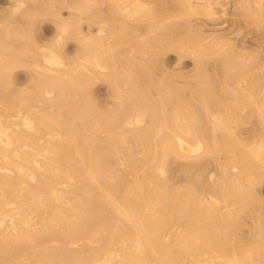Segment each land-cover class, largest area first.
I'll use <instances>...</instances> for the list:
<instances>
[{
	"label": "bare ground",
	"instance_id": "1",
	"mask_svg": "<svg viewBox=\"0 0 264 264\" xmlns=\"http://www.w3.org/2000/svg\"><path fill=\"white\" fill-rule=\"evenodd\" d=\"M34 1L35 2L33 4L31 3L30 5L29 4L27 5V4H25L26 0H11V1L9 0V2L11 3V5L9 7L12 6L13 12L18 11V10H20L19 12H21L22 9L23 10L25 9V11L22 10V12H26V11H29L30 13L31 12L32 13L33 12L39 13L40 11L42 12V9H40V7L42 6V5H40V2H36V0H34ZM46 1H45L46 3L49 2L48 0H46ZM99 1H101V0H99ZM222 1L223 0H115L113 5H112V8H113L112 11H114L115 17H116L117 13H119L120 15L121 14L123 15L122 18H123L126 26L129 25L132 27L133 26L139 27V25H140L144 30H148L151 33L155 32V35L153 36V38L155 36L159 37L158 40L156 39V41L158 42V45H160L159 43H161V42H159V40H165V39H166V42L168 45L169 41H167V39H169L171 37L175 39V37L177 38V36H181L180 34H182L183 31L188 29V28H189V30H191L192 28L190 29L189 26H191L190 24L194 21V19L196 20V21H194V22H196L195 24L201 23L202 25H204L206 23V25H207V23H209L208 21L212 22L214 20L213 16L216 15L218 10L223 12L222 14H225L223 5L226 4V1H225V3H224V1L223 2ZM262 1H264V0H251L252 3H250V4L248 3L249 5H247V9L250 7L249 9L251 10V7H252V10H253L254 6H258L257 11H261V14L259 12H258V14H260V15L264 14V5L261 4ZM243 2H244V0H243ZM246 3H245V5H246ZM43 4H44V2H43ZM52 4H53V1H52ZM97 5H98V3H97ZM100 5H102V3ZM45 6H49V5L46 4ZM50 7L53 8L52 6H50ZM242 7L243 6H241V8ZM239 9H240V7H239ZM237 10H238V8H237ZM246 10L245 11L243 10V11L247 12ZM12 11L10 10L9 13ZM109 11H110V9H109ZM254 11L255 10H253V13H254ZM257 11H256V13H257ZM228 12H229V10H228ZM32 13H31V16L33 15ZM51 13H52V11H51ZM99 13L101 14V12H99ZM12 14H15V13H12ZM245 14H247V13H245ZM249 14H251V17H252L253 14L251 12ZM23 15H25V14H23ZM58 15H59V13H58ZM217 15H218V13H217ZM11 16H14V15H11ZM31 16H28V17H31ZM114 16H112L113 19H114ZM255 16H257V14H255ZM26 17H24V18H26ZM102 17H104V16H102ZM108 17H111V16L109 15ZM192 17H195V18H192ZM231 17H232V15H231ZM12 18H14V17H12ZM235 18H236V16H235ZM250 18H248V19H250ZM1 19H3V17ZM31 19H33V17ZM100 19H101V17H100ZM115 19H117L119 21L118 17H116ZM255 19L256 18H254L253 20H255ZM261 19H259V21H258L259 23L264 22V21L260 22ZM92 20H93V18H92ZM103 20H104V18H103ZM110 20L112 21V19L109 18V21ZM197 20H199L200 22L199 21L197 22ZM217 20H220L219 21L220 23L223 21V20L221 21V18L217 19ZM242 20H244V19H242ZM257 20H258V18H257ZM11 21H12V19L9 22H11ZM16 21H17V19H16ZM28 21H29V19H28ZM57 21L59 22V24L61 23L60 20H57ZM114 21L116 23V20H114ZM62 22H63V20H62ZM71 22H73V21H71ZM75 22L76 21H74V25L76 24L75 26H69L70 24L66 26L65 24H67V23H65V24L63 23L64 26H62L61 28L59 26L60 30L58 29V31H60V32L56 33V35L53 36L54 38L52 39L51 44H49L50 42H48L47 44L41 43V45L36 44L35 46H37V45H39V46H37L36 49H34L35 47L33 46L34 47V48L32 47L33 50L31 47L30 48L28 47L29 48L28 51L30 52L31 55L27 54V56H31L32 60L29 59V60H31V62H30V64H28L26 66H28L29 70H30V68L33 67L31 71L34 74V76H33L34 77V83H33L34 85L32 86V91L30 93L32 95H29V96H27L28 92L24 90L25 88L23 89L21 87L22 88L21 89V88H19L20 86L14 87V86L18 85V83H15V85H14L12 82L13 86L10 84V81L13 78L11 77V79H10L9 75L6 74L8 72H6L5 70L7 69V71H9V69L14 68L13 67L14 64H17V61H18V59H16L17 53L13 52L14 51L13 50L14 44L11 45L12 47H10L11 43L8 45H5L2 43L4 41H0V43L3 45V46L1 45L2 47L0 46V50L1 49L5 50L6 48H7V50H10V48H11L10 53H9V51H8V53H3V52H1L2 50L0 51V264H239V262H240V264H264V251H260V248L259 249L257 248V246H258L257 244L264 243V227H262L264 225H262L260 227V229L262 228L261 230L260 229H258L259 231L257 230L258 232L256 233V235H257L256 238L259 237V240H257L255 238L257 240L255 242L256 244L255 243L252 244L250 242L252 245L249 243L250 245L247 246V245L242 244V243H246V239H245V242H242L239 240L242 243L240 244V242H238L236 245L237 247H235L236 251L233 254L231 253L232 255H228V253L226 254V251L223 252L219 249L220 245H222V243L220 242L221 239L220 240L218 239V236L221 237L222 233L226 234V236H227L229 234V233L227 234V232L230 231V228H232V229L236 228V227L233 228V226H237L236 225L237 223L235 221L236 219H234V218H233L234 220L232 219V217L235 215L234 214L235 212L227 213V215H224V214L220 215L219 214V216H221V220L224 222V223H222V225L224 224V229H221L222 233L219 231V229L217 230V225H216L217 223H216V221L213 220V217H212V216H216V213L218 214V212L220 210L224 211V208H227L226 205H228V209H232V208H229L230 206H232L234 208V211L236 208H238L240 211V209L242 210V208H244V207H242V205L247 203L249 200L252 201L253 197L251 199V196H252L251 194H253V193H250L249 192L250 190L246 189L245 186L246 185L248 186L249 182H254V181H252V179L249 181V178H247L248 176L251 175L250 173L247 174V172H248L247 169L254 168L253 166H255V165L251 164V163L255 162V161H253L254 158H256L257 162L259 163L257 165H259V166L261 165V168L264 169V167H262V166H264V136H262V138H261V136L257 137L254 134L255 136L252 135L250 138L252 139L253 137H255L254 139H256V137H257V138H259V140L256 139L257 142L254 143L253 142L254 139H253V140H251V142H253V144L244 145L243 143H245V142H241L242 139H239L240 138L239 135L238 134L236 135L235 129L233 128V127H235L233 122L238 118V115L234 121L231 120L233 122H231L230 124H232L233 127L230 125L228 126L229 122L227 124L224 122L228 117L229 118L234 117V116L236 117V114L238 112L237 110H239L238 113H240V115L244 114L242 112L247 110V109H245L246 102L249 101L247 98L250 99V102H254V104L257 103V105L255 104L257 111L259 113V115L257 117H259V116L261 117L260 122H262V120H264V97H262L261 103H260V101L256 102V98H254L255 94L252 93L253 90L252 91L249 90L250 87H252V81H254L253 78H255V75L251 76L252 73H250L251 72L250 71V72H247V74H244V75L250 74V76L248 75L245 77L243 75L245 77L244 78L242 75H240L241 78L233 79V80H235V83H237L238 86H242V88L241 87L240 88L243 90V92L241 91V89L240 90L238 88L237 89L239 90V92L240 91L242 92V93L240 92L242 95H244L243 99L241 97L242 95L238 92L237 89H234V87H231L230 85H227L226 83H224L227 85V86H225L226 91H227V89H229L228 88L229 86L231 87L230 89H233V90H231V92L228 90L229 93L231 94V96L228 94V96H230V97H228V98L226 97L227 98L226 100L224 98L223 93L226 94L228 92L225 93V90H224V91H222L223 93L221 94L219 92L221 90V89L219 90V88H221L220 86L218 88L219 91H214L213 86L215 85L214 82H216V80H214L215 79L214 77H217V76L213 75L214 77H212V78H210V76H208V78L213 79V81H214V82L211 81L214 84V85L212 84L213 86H211V88L213 87V89L211 91L212 92L214 91L216 93L217 92L220 93V95L217 96L219 98H217V99L214 98V99L218 100V99H220L221 95H223L222 96L224 98L223 101L225 100L226 103L229 101L228 103L230 104L228 106L225 104L223 105V106H226V107H224L225 108L224 115L226 118L222 117V118H225V120L220 118L223 115H220V117H219L218 112H217V114L215 112L213 116L218 120V121H216L217 124L215 123L217 125V129H218V126H221L223 131L226 132V134L224 133L223 135L218 134V136L220 135L219 138L222 136L220 138L221 147H220V150L218 149V151L221 152L220 156H221V154L224 153L226 155L225 156L226 158L227 157L230 158L232 156V161L234 160L232 162L234 164L230 168H232V170L235 171V175H234V173L229 175V173L223 174V172H222V174L224 176L228 175V176H225V178L227 177V180L223 178L224 184H223L222 190L220 189L221 186H217L220 189V191H223V193H224L222 195L223 197L220 196L221 199L225 200L226 195L229 194L231 196L227 197L226 199L231 198V201L230 202L228 200L221 201L219 199V195H221L222 192H221V194H218L217 190L219 191V189H217L216 190V192L218 194L217 197L220 200V202L218 199H217L218 202H215L216 200L213 203L211 201L205 202L204 200L205 199L207 200V198H208V197L205 198L207 195H205L203 193L205 195L203 198H205V199L200 198V196L201 195L203 196V194H198V195H200L199 198L195 197L194 194L196 193L195 191H197V190H195L194 192L189 191L191 185L190 186L188 185L189 188H188V190H186V192L189 191L191 193H186V192H184V193H186L187 195H189V194L193 195V197L190 196L192 199V200L190 199V203H191V201L196 202L195 209L192 207V210L194 209L192 212L193 217L195 215L196 218L194 217V220L193 219L190 220V218H187L188 220H186V219L183 220L184 222H186L185 223L186 225H184L186 230L184 229L185 230L184 236L180 235L184 232V231H182V233L177 235L180 237L178 238L176 236V239L174 240L175 245H178L179 246L178 249H180V251L176 250L177 251L176 252V251H173L172 249H170L169 245L165 244L166 238H167L166 232L168 233L169 229H171L170 224H171V226L173 224H175V223H173L174 219L173 220L168 219L169 221L166 220L167 223H165L166 221L164 219H162L163 217L161 216L162 209L166 212V214H165V212H163L164 218L165 217L169 218L171 216L170 218L172 219V217L175 216L174 214H173V216L171 215V213H170L171 211L168 212L170 214V216L169 217L167 216L168 210H167V208L165 209L166 205L164 204V202L162 200V199H164V201H165V198H166L165 193H168V191L165 192L166 189H163V188L165 186H166V188L169 187L168 186L169 184L167 182L169 179V176L165 175V179L163 178L164 174L166 172H168L167 171L168 170L167 169L168 159H170L171 157H173L175 155H177V156L179 155L176 158L178 160V158L181 156V154L184 157H186L184 155V153L186 155H188V153H189V155L191 154L190 156H193L192 154H195L196 157H197V155H200V156L202 155V157H203V155L204 156L205 155L210 156V154H212L214 151V148L211 145H210L211 147L209 146L211 149L208 146H205L199 137H198L199 139H197V141H194L196 138L195 133L197 132L196 128L200 127V123H199L200 121L198 122V120H200V119H197V121L194 119V121L198 122V124L194 123L191 120L193 117H195V116H193L194 114L193 115L191 114L192 108H193V112L195 113L194 109H196V106L193 104V102H189L188 100L183 99V98H182V101L185 100L186 103L180 101L179 99H181V97H182L181 95H180V98L178 99V93H180V91L174 90L176 88L174 85H176V84H173L174 89H173V86L170 84L172 81L175 82L174 78H171V80L173 79L172 81L169 80V82H170L169 87H170V85L172 86V88H170L171 91L167 90L168 85L165 86L163 83L168 84V79H169L168 74L170 72H168L167 77L166 76L164 77L165 81H167V83L164 81L162 83V85H164V87L167 89H165L162 92L164 94H165V92H167V93L170 92L168 94V96L166 97V95H165L164 98H166V99L169 98L172 101V104L174 102V105L172 106V107H174V109L171 107L172 108L171 114H169L170 108H169V113H167L165 111L163 113L164 109L159 108V106H160L159 101H158V104L155 103L157 105L149 106L151 104H154V101H152L153 98L150 99L151 102L148 101V98H150L151 96L148 97V95H147L148 93L146 94L147 96H145L144 95L145 92L142 90L143 88L141 90H139L141 87L140 88L137 87L139 84H144L143 83L144 79H141L140 76H138L140 78V81L138 80L140 83L137 81L139 84L136 86L137 89H135V90H136V92L141 91V92H139V94L140 93L141 94L140 95L138 94L139 96H137V93H138L137 92L136 95H134V97H130L131 94L133 95V93L130 94V91H128L129 89H127V88H130L132 86H134V88H135V85H133L134 80L129 78L130 80H132L131 81L132 84L131 83L128 84L124 81L126 85L128 84L126 86V85H124L122 78H121V80L119 79L120 80L119 81L117 79L119 76L116 77V75L112 73L113 69H111V72H108V77H110L112 80L115 81V84H114L115 87L112 86L113 84H111V90L113 87L116 89V86H117L116 83L121 82L123 84L122 85L118 84L119 85L118 89H120V86H122V88L127 87L126 88L128 91L127 94L129 93L130 96L129 95H128V97L126 96L125 101H124L123 98L125 97V95L121 94L123 97L120 95L122 97V99H121V102H119V104L122 103V101H123V103L124 102L127 103V104L124 103L125 106L122 103L123 108L119 107L120 108L119 112H118V110L116 111L121 116H118V114H116V112H113V113H115V114L112 113L113 115L112 114L109 115L111 112L107 111L109 113L108 114L106 112L108 116L106 115V113L104 114V112L99 113V108L100 107H101V109H103V107L105 108L106 105H108V103L105 104V106H103V107L101 105H100V107H99V105H96V102L94 100L93 101L95 103L94 102L91 103L92 102L91 98L94 96V94L91 93L93 95L92 96L90 94L91 91L88 93L89 90H86V87H87V84H90L88 82H90V81L92 82L94 78H96V79L98 78V76H97L98 74L104 76L105 72L102 73V70L106 71V72L109 70L108 69L109 66L105 65V63H107V61L110 62L108 59L109 58L108 55H107L108 58H105V55L103 57L107 60L106 62L105 61L103 62L100 59H102L101 56H102L103 52L105 51L104 53L106 54V50H108V48H107L108 43L107 42H109V45H112V44H110V41H108V40H110L109 36H107L108 40L104 39L103 36H101V38L103 37L102 39H98V40H94L95 39L93 37L94 35L83 36L82 31H78L76 28V26L81 27V24H79L77 22L75 23ZM97 22H98V20H97ZM99 22L96 26H98L99 24L105 25V24H102ZM101 22H102V20H101ZM106 22H108V21H106ZM112 22H111V25H113ZM194 22L192 24H194ZM223 22L221 23V24H223V27H220L218 25V27L223 28V30H220L217 27V25L215 26L217 28H214V26L212 27V25L214 24V23H212L211 27L213 29L211 28L212 29L211 31H204L203 33H201L200 32L201 30H199V32L202 35L197 34V35H199V36L196 35L197 37L195 36L197 40L194 39L195 33H194V35L192 34L193 36L190 33V36L193 38L188 39L187 42L184 45L181 44L180 47H177V46L176 47L174 46V47L178 48L177 51L180 53L181 57L182 56H191V57H193V59L194 58L200 59L199 56H203L204 54L205 55L207 54L206 56L204 55L205 57H203V59H205L210 53L212 54L214 52L213 55H215V51H218L219 53L223 51V54L222 53H220V54L222 55L221 59H223L224 63L218 56H216V57L222 61V63H220V61H219L220 66L222 64H224L223 69L221 70L223 72V74L221 72L222 76L219 74L220 79H221V77H223V78H226V80H227V79L235 76L236 74H238V72H240L239 74H242L243 72H245V71H243V69L245 68L244 70H246L247 64H245V66L243 67V63H244L243 58H245L246 56H244L242 58V57H240V55H238L239 53L236 52V50L238 49L237 44L236 45L233 44V47L236 46V49L231 48L232 46L228 45L231 43H227L228 40L226 41V35L225 34H228V33H225V31H224L225 30L224 29L225 23H223ZM256 22H254V24ZM57 23H55V24H57ZM91 23H89V24L91 25ZM121 23L123 24V22H121ZM220 23H218V24H220ZM89 24L87 25L88 27L90 26ZM125 24H123V25H125ZM167 24L172 26L171 30H168V31L164 30V32H159L162 29L161 27L163 25H167ZM195 24H194V27H195ZM229 24L230 23H228V25ZM71 25H72V23H71ZM109 25H110V23H109ZM123 25H121V28L125 27ZM208 25L210 26V24H208ZM232 25H233V22H232ZM230 26H231V24H230ZM11 27H10V29H11ZM117 27H115V28H117ZM132 27H130V28H132ZM239 27L240 26L237 25V28H239ZM4 28H6V27H4ZM112 28H113V26H112ZM130 28L128 27V31ZM225 28H226V26H225ZM85 29H88V28H85ZM102 29L101 28L100 29L98 28L97 30L95 29L96 30L95 33L101 32V34L102 33L105 34L106 31L104 33L103 32L104 29L103 30ZM125 29L127 30V28H125ZM132 30H130V31H132ZM136 31H137L136 34H138L137 28H136L135 32ZM193 31H195V30H193ZM238 31H240V29H238ZM114 32H113V34H114ZM116 32H118V31H116ZM119 32L121 34V29ZM185 32L187 33V31H185ZM228 32H229L228 35L233 38V36L235 35L234 31H233V34H231V29ZM240 33H242V32H240ZM54 34H55V32H54ZM88 34H91V33H88ZM97 34L95 36L96 38H97ZM106 34H108V33H106ZM126 34L127 33L124 32L125 36H126ZM147 34L149 35V33H147ZM0 35H2V34H0ZM6 35L8 36L9 33L8 34L6 33ZM6 35H4V37ZM111 35H110V37H112ZM129 35H131V34H129ZM222 35L225 36V37H223V39L225 38L226 42L224 40L219 39L222 37ZM237 35H239V34H237ZM183 36H184V38H186L185 35H183ZM183 36H181V37H183ZM10 37L8 36V38H10ZM115 37H116V35H115ZM147 37H149V36H147ZM199 37H200V39H198ZM201 37L203 39H201ZM231 37H229V38H231ZM68 38L74 39V43H75V40H76V42L79 43V45L77 47L79 52L76 50L79 54L77 55L78 57H75V58L81 59L82 62H80L77 65L73 61L74 59L73 60L70 59L73 63H75L74 64L75 68L70 66V65H73V63L69 61V57H66V55H64V54H67L65 52V50H66V45L68 44L67 43ZM124 38L126 39V37H124ZM184 38L180 39L178 37V39H180L181 41ZM239 38H241V37H239ZM140 39H142V37H140ZM149 39H150V37H149ZM1 40H4V38ZM127 40H128V38L126 39V41ZM134 40L138 41L136 38L133 39V42H134ZM171 40H173V39H170V41ZM193 40H195V42L198 43V45L195 44L196 47L189 44V42H191ZM9 41H11V39ZM38 41H39V39H38ZM114 41H115V39H114ZM156 41H154V42H156ZM174 41L175 40H173L172 43H174ZM177 41H179V40H177ZM181 41L179 42V44L181 43ZM185 41H186V39H185ZM197 41H199V42H197ZM128 42H129V40H128ZM128 42H126V43L128 44ZM141 42H144V41H141ZM113 43H115V42H113ZM147 43L148 42H146L145 44H147ZM163 43L166 44L165 42H163ZM179 44H178V46H179ZM240 44H242V43H239V45ZM114 45H117V44H114ZM118 45H119V43H118ZM74 46H72V47H74V50H75L76 45H74ZM94 47H95V51H90ZM139 47H140V45H139ZM145 47H146V45H145ZM152 47H154V46H152ZM198 47H200V48H198ZM26 48H27V46H26ZM241 48H243V47H241ZM121 49H122V47H121ZM135 49H133V50H135ZM152 49H154V48H152ZM157 49H159V48H157ZM164 49H165V47H164ZM124 50H125V47H124ZM133 50H132V52H133ZM113 51H115V49ZM118 51L120 52V50H118ZM136 51L138 52V50H136ZM233 51L236 52V54L238 56L236 54L234 55ZM29 52H27V50L25 51V53H29ZM68 52H69V50H68ZM110 52H112V50H110ZM148 52L149 51H147L146 53L148 54ZM73 53H76V52H73ZM155 53H157V52H155ZM110 54H111V56H110L111 59H114L112 57L113 52ZM129 54L130 53H128V55ZM240 54H241V51H240ZM18 55H20V53ZM120 55H118V56H120ZM125 55L127 56V54H125ZM130 55H132V54H130ZM67 56H69V55H67ZM154 56H156V54ZM31 57H29V58H31ZM148 57H151V55ZM70 58H72V57H70ZM132 58L133 57H131V59ZM156 58H158V57H156ZM120 59L122 62V58H120ZM147 59H149V58H147ZM201 59H202V57H201ZM238 59H242V63L240 62V60L238 61ZM20 60L22 61V59H20ZM127 60H123V61H127ZM49 61H58L60 64V67H55V68L51 67ZM23 62L20 64H23ZM112 62H113V60H112ZM114 62H116V61H114ZM118 62L120 63V61H118ZM118 62H116V64ZM199 62H200V60L199 61L195 60V66H196L195 68L196 69L194 71L200 78L196 77L194 79L193 76H196L195 73H194L195 75L192 74L193 75L192 77H193V80H196L198 78V81H200V79H201V82H199L200 84H198V81L196 80L197 81V88H195V89L204 91V86H202V85H203V81H205L206 79H204V76H203L204 74L202 75V72H204V71H202L201 68H203V66H201V63H199ZM202 62H203V60H202ZM70 63H72V64H70ZM86 63H89L91 65L92 69L90 66H88L89 68H87L86 67L87 65H85ZM204 63H205V60H204ZM219 63H218V65H219ZM245 63H246V60H245ZM31 64H32V66H31ZM109 64L110 65H113V64L116 65L115 63L111 64V62ZM123 64H124V62H123ZM29 65H30V68H29ZM120 65H121V63H120ZM121 66H123V65H121ZM125 66H127V65L125 64ZM128 66L132 67L133 65L132 66L128 65ZM124 67L122 69H124ZM144 67H146V66H144ZM171 68H174V67H171ZM221 68H222V66H221ZM88 69H91L92 73L95 71L92 75L93 79L89 77V74L91 73V71H89ZM128 69L130 70V68H128ZM203 69H205V68H203ZM139 70H140V68H139ZM1 71L3 72V74ZM194 71H191V72H194ZM262 71H264V69H262ZM133 72H135V71H133ZM139 72H141V70ZM165 73H166V71H165ZM259 73H260V71H259ZM138 74L140 75V73H138ZM148 74L149 73H147V75L146 74H144V75L147 77H151L150 76L151 74L149 76H148ZM109 75H111V76H109ZM153 75L155 76L156 74H153ZM162 75H166V74H162ZM172 75H170V77L174 76V75L173 76ZM141 76H142V74H141ZM256 76H258L259 78L257 77L255 79H257L258 83H260L259 79L261 78L260 81H262V76L261 77H260V75H256ZM138 77H137V79H139ZM147 77H145V78H147ZM88 78H89V80L90 79H92V80L89 81ZM223 78L221 79L222 82L225 81ZM111 79H109V81H112ZM210 79L208 80L209 82H210ZM46 80L48 82V83L46 82V85L49 84V80H51L52 82L50 81V85L52 83L54 88L55 87L58 88V91H56L57 93H59L57 95V97L59 96L58 98L62 97L61 99L62 100L65 99L64 101L66 103H67L68 99H69V101L71 99L73 101V105L70 106L72 104V102L67 103L69 106V107H67V104L63 103V101L61 100V102L63 103V104L62 103L61 104L63 106H64V104H66V106H65L66 108L63 107L62 105H60V106H58L57 110H54V104L53 103L56 100H54V102H53V99H55L57 97H56V95L55 96L53 95L55 98L50 99V98H47V96H49L51 93L53 94V92H54V94H56V92L54 91L56 89H54L52 85L51 86L48 85V88H47V86H45ZM104 80L105 79H103V81ZM117 80H118V82H117ZM130 80H128V78H127V82H129ZM151 80H152V77L148 81L150 82ZM156 80L157 81H155V79H153V81L156 82V84L158 85L157 82H159L160 80L158 81L157 78H156ZM43 81H44V87L42 85ZM67 81L71 82L72 84L69 85L68 84L69 82L67 83ZM135 81H136V79H135ZM141 81H142V83H141ZM196 81L194 83H196ZM152 82H150V84ZM160 82H162V80ZM23 83L26 84L27 81L23 82ZM148 83H146V84H148ZM210 83H208L209 85L204 83V85H206V86L208 85L206 88L207 90L210 88ZM221 83H219V85H224L223 83L222 84ZM258 83H256V81H255L253 83V86L255 84H257V86L260 85ZM22 85L24 86V84H22ZM67 85H69L70 87ZM152 85L154 86V84H152ZM194 85H196V84H194ZM216 85H217V83H216ZM261 85H264V83H262ZM10 86L13 87L12 88L13 91L15 89V91L18 93H16L14 91L13 94H11L12 89L10 88ZM247 86H249L248 87L249 89L246 88ZM90 87H92V86H90ZM146 87L147 86H145L144 88H146ZM16 88H18L20 90L18 91ZM51 88H53L54 90L52 89V91H50ZM134 88H132V89L134 90ZM184 88H185V86H184ZM187 88L192 89V87H189V86H187ZM255 88H256V85H255ZM28 89H30V86ZM118 89H117V91L115 90V92H118ZM177 89H179V88L177 87ZM206 89H205V91H206ZM23 90H24V92H23ZM77 90L82 91V92L84 91L83 93H85L87 91L85 94H87V93L90 94L89 96H88V94L86 95L89 100L85 101V100H87V98L83 97V96H85V94L82 96L83 93H81L79 91H78V93L80 94V95H78L79 97L76 96ZM133 90H131V92ZM135 90L133 92H135ZM156 90L159 91L158 88ZM161 90L159 91L160 93H161ZM261 90H262V88H261ZM20 91H21V93L23 92L22 93L23 95L25 92H27V94H25L24 96L20 95L21 94V93H19ZM142 91L144 92V94H142L143 93ZM202 91H201V93H203ZM211 91H209V90H208V92L206 91V95L209 93L211 95L212 94ZM254 91H257V90H254ZM60 92H61V94H60ZM113 92L114 91H112L111 93H113ZM115 92H114V94L117 97V94ZM193 92L194 93L196 92L195 95L200 93L198 91H193ZM214 92H213L212 96L214 95V97H215L216 93H214ZM153 93H156V92L154 91ZM262 93H264V91H262ZM52 94L50 96H52ZM114 94H113V96H114ZM256 94H257V92H256ZM141 95L142 96L144 95V96L141 97ZM161 95H158V97L160 96V98H161ZM189 95L191 96L190 93H189ZM210 95H207V96H209V98H210ZM90 96H92V97L89 98ZM106 96H108V95H106ZM192 96H194V95H192ZM246 96H248L246 98L247 101L244 100V98ZM144 97H145V99H144ZM198 97H200V99H202L201 94ZM240 97H241V99H239ZM164 98L163 99L162 98L161 99L156 98V100L164 101V100H166ZM209 98H207V99H209ZM212 98H210V100H212ZM90 99H91V101H90ZM93 99H94V97H93ZM204 99H205V97H203L202 102L206 101V99L205 100ZM145 100H147L151 104ZM156 100H155V102H156ZM221 100L222 99H220L219 101H221ZM187 102L190 104L192 103L194 106L192 105L193 107H189L188 105H190V104H188ZM250 102H249L248 107L250 106ZM258 102L260 104H258ZM110 103H109V106H110ZM214 103H216V102L211 101V104H214ZM122 104H121V107H122ZM168 104L171 105V102L170 103L168 102ZM168 104L166 103V107L164 105V108H167V109H165L167 111H168V106H167ZM186 104H187V106H186ZM204 104H206V102ZM113 105H114V103H113ZM208 105H210V103H208ZM208 105H207V108H208ZM212 107H213V105H212ZM113 108H115V107H113ZM207 108L204 107V109L208 111ZM160 109H163V110H161L162 112L161 111L159 112ZM197 109H198V111H200L199 107ZM253 109L255 110V107H253ZM106 110H108V109H106ZM101 111H103V110H101ZM221 111H223V110L221 109ZM103 114H104V117L102 116ZM114 115H116V116H114ZM209 116H212V115H209ZM149 117H150L152 122H150V124H146V123H149V121H147V120H150V119H148ZM103 118L104 119L106 118V120H104ZM114 118H117L116 119L117 122ZM229 118H228V120H229ZM111 119L112 120L114 119L115 121L113 120L114 122L110 121V123H109L107 120H111ZM208 119H210V118H208ZM240 119H239V121H240ZM245 119H246V117H245ZM103 120L107 121V124L109 123L111 126L113 124H115V122H116V124H115L116 127L112 126V128H109V124L107 127L106 126L107 124L106 125L104 124L106 122H104ZM190 120L192 122H190ZM222 120H224V121H222ZM242 121H243V119H242ZM192 123H194L195 125H192ZM243 123H244V121H243ZM196 124H197V126L199 125V127H197ZM210 124H209V126H210ZM215 124L214 125L212 124L213 127L216 126ZM255 124L257 125V123H255ZM201 125H203V124H201ZM249 125H250V123H249ZM259 125H261L259 127L260 129L262 127L261 134L264 135V123H260ZM213 127L210 126L211 129ZM106 128H109L110 130L114 128V130L116 129L117 131H119V133L116 130H115L116 132H114V131L109 132L108 129L106 130ZM132 128H133V130H131ZM128 129H130L131 132L128 133ZM194 129L196 130V132ZM222 129H221V131H222ZM233 129H234V131H233ZM254 130L256 132L259 131L257 129H253V131ZM221 131H218V132H221ZM151 133L153 135L155 133V135H154L155 137L152 136L153 137V143H154V144L152 143L154 145V148H153V151L151 154L152 156L148 157L149 153H147V150L149 149V147L145 148L146 154H145V156H143V154L141 155L142 149H144V147L147 146L148 141L150 140L149 136L151 135ZM209 133H211V132H209ZM240 133H242V132H240ZM246 133H249V132L247 131ZM211 134L213 136V133H211ZM249 134L251 135V133H249ZM64 135H65V137H63ZM129 135L131 137H129ZM61 136H62V139H61ZM127 136L129 139L127 138ZM145 136L147 138L148 137L149 138L144 139V143L142 142L143 143L142 144L141 141L143 140V137L145 138ZM141 137H142V139H141ZM130 138H132V140H133V138H137V139H135L136 141L139 138L141 140L140 143L143 146L145 144L144 147L141 145L142 147L138 148L141 150L137 149L138 150L137 151L136 148H137L138 143H133L134 142V140H133L132 144L136 145L135 150L138 153L140 151L139 155H136L137 153L134 154L135 151L133 153L134 145L133 146L131 145L132 146V150H131L130 144H131L132 140H130ZM213 138H214V136H213ZM248 138L249 137L247 136L246 139H248ZM215 139H217V141L219 140L218 138H215ZM146 140H148V141H146ZM151 140L149 143H151ZM211 141H212V139H211ZM145 142H147V143H145ZM213 142L215 143V141H213ZM209 143H210V140H209ZM248 143H250V142L248 141ZM150 145L151 144H149L148 146H150ZM241 145H243L244 147L242 146L243 147L242 149H237V148H240ZM151 148L148 151L151 152ZM82 149L84 151H82ZM121 149H123V151L126 154L125 161L123 164H125V166H126L125 168L127 169V171L124 168L125 169L124 172H127L128 175L130 174L129 178L132 177L134 174H136V176L134 175L135 178L133 177L134 179H132V180H134V181H132L133 185H131L132 183H130V181L128 182L130 184H128L127 183L128 179L126 180V178H125L126 182L124 183V179L121 177L122 175H120L118 173L115 174L116 173L115 167H113V169H114V171H113L112 166L111 167L108 166L109 163L111 162L110 161L111 159L109 160L107 158H110V155H118L119 156V152L120 153L123 152V151H120ZM82 152L85 153V155L82 154ZM145 152H143V153H145ZM228 153L230 156L227 155ZM167 154L168 155L172 154L173 156H171V155L168 156ZM123 155H124V153H123ZM146 155H148V156H146ZM189 155H188V158H189ZM195 155L193 156L194 159H195ZM107 156H109V157H107ZM167 156L169 158H166ZM221 157L218 158V160L219 159H221V160L224 159L225 161L229 160V158L225 159V157L224 158L223 157L221 158ZM157 158L160 159V161H157V162H160V164H159V166L157 165L158 166L157 168H155L156 167L155 162H156V160H158ZM190 158H192V157H190ZM198 158L199 157H197V159ZM205 158L208 159V157L205 156V157H203V159L201 158L202 160H199L200 163H201V161H204ZM166 159H167V162L165 161ZM207 159L205 160V162H202V163H205V165L206 164L208 165V162H206V161H208ZM107 160H109L108 163H107ZM175 160H172L170 162H173ZM180 160H182V159L180 158ZM211 160L213 161L214 159H211ZM221 160L219 163L222 164ZM196 161L199 162L198 160H196ZM214 161H216V160H214ZM163 162H164V164H163ZM170 162H169V164H170ZM193 162L196 163L195 160H193ZM154 163H155V165H154ZM176 163H178V162H176ZM219 163H217V165ZM123 164L119 165V167L120 166L123 167ZM230 164H231V162H230ZM165 165H167V167H165L166 169H164ZM176 165H178V164H176ZM218 166L221 167L220 164ZM200 168H202V167H200ZM225 168H227V167H225ZM240 169L242 170L241 174H242V172H244L243 170L246 169L247 172L245 171L244 173L247 174L248 176H245V174H242V175L240 174V176H239V174H236V173H240ZM221 170H223V169H221ZM226 172H228V170H226ZM226 172L224 171V173H226ZM249 172H250V170H249ZM127 173H126V175H127ZM170 173L171 172H168V174H170ZM183 173H184V171H183ZM253 175H254V173H253ZM220 176H222V175H220ZM243 176H244V178H243ZM166 177L168 179H166ZM209 177H211V176H209ZM162 178L167 182L168 185L163 184V183H165L164 180H163L164 182L162 184H159V183H161ZM160 179H161V181H160ZM191 179H192V177H191ZM202 179H204V178L202 177ZM172 180H173V178H172ZM193 180H195V177ZM170 181H171V179H170ZM171 183H172V181H171ZM245 183H247V184L244 185ZM188 184H190V183H188ZM215 184H217V183H215ZM159 185H164L162 189H163V192H165V193L161 192V194L162 193L164 194V195L162 194V196H164V197H161V195H159L160 194L159 191L162 190L161 189L162 186L159 187ZM249 185H251V184L249 183ZM213 186H211V187H213ZM214 188H215V186H214ZM168 190H169V188H168ZM210 190H208L209 192H207V193L205 192L206 194H208V196L210 195L209 193H211ZM169 191H171V190H169ZM173 191H174V189L170 193L173 194L176 192V191H174V192ZM213 191H215V189H213ZM100 193H102V195L104 194L103 195L104 199L100 196L101 195ZM176 193L174 194V196L175 195L177 196L179 194L178 191ZM197 193H198V191H197ZM217 194L215 193V195H217ZM98 195L103 199V201H101L102 203L99 200L100 198L98 199V197H99ZM212 195L213 194H211V196ZM215 195H213L212 197L210 196V198H213ZM166 196H167V194H166ZM176 196H175V199H177ZM169 197H171L172 199L169 198L171 201H169V200L168 201L171 204L174 202L173 205H171L169 202H167L168 204L171 205L172 209L175 208V210H177V212L179 213L181 210L178 211V209H182V204H183V210H184V205H185L184 200L185 199L182 200V198H184V196L181 199H179V200L183 201V202H181L182 204H179L181 207H178L179 205L177 204V202H175V200H173L174 199L173 196L169 195ZM177 197H179V195ZM194 197H195V199H193ZM217 197L215 196V198H213V199H216ZM186 199H187V197H186ZM213 199H211V200L213 201ZM166 201H167V199H166ZM188 201L189 200H187L186 202L188 203ZM221 202L222 203L225 202L223 204H226L225 205L226 207H224V208L221 207V209L218 212H216L217 206H216V209L213 206H215L216 203L221 204ZM192 204H193V202H192ZM247 204H250V202H248ZM188 205H189V203H188ZM256 205H259V204H256ZM167 207H168V205H167ZM185 208H186V205H185ZM213 208H214V211H213ZM238 209H236V210L238 211ZM183 210H182V212H184ZM185 210L188 213V211L190 209L188 211H187V209H185ZM200 210H202V211H200ZM232 210H230V211H232ZM194 211H196V212L198 211V213L200 211V218H202V219L205 218L204 217L205 215H206V217H212V218H208V220H206V221L204 220L205 223H201L202 221H200L199 215L197 217V215H196V213H194ZM182 212L179 214H176L177 217L178 216L180 217L183 214ZM186 212H184V213H186ZM202 212H203V215H201ZM214 212H216L215 215H213ZM172 213H173V211H172ZM188 214H184V218H185V215H186V217H188L189 216ZM253 214H254V212H253ZM190 215L192 216L191 213H190ZM254 216H256V215H254ZM254 216H253V218H254ZM179 217H178V219L180 221ZM216 217L219 220V217L218 216H216ZM234 217H237V215H235ZM184 218L182 216V219H184ZM250 219H252V218L250 217ZM227 222H228V225H227ZM255 222L257 223L258 221L255 220ZM213 223H216L215 224L216 227L214 226ZM231 224H233V225H231ZM116 225H118L120 227V229ZM226 225H227V227H225ZM115 226L118 227L120 232H116V230H118V229L116 228V230H115V228H114ZM238 226H239V224H238ZM256 226H260V225H256ZM93 227H94V229H93ZM122 227H123V229L121 230ZM237 229H238V227H237ZM217 231H218V233H217ZM233 231H235L234 233L236 234V230H233ZM253 232H256V231H253ZM96 233L97 234L99 233V236ZM116 233H118V236H120L119 233H121V235H123V236L125 235L124 236L125 238L123 237L124 239L121 236V238H122V241H121L122 244L121 245L119 244L120 238L118 239L115 236ZM231 233H233V232L230 231V234ZM95 234L97 237H95ZM235 234H234V236H235ZM163 238H165V239H163ZM237 238H239V237H237ZM227 239H228V237H227ZM248 240H250V239H248ZM77 241H78V243L80 241L83 243L81 244L80 248L75 249L77 246H75L73 248V245H77V244H75V242L77 243ZM92 241H94L98 245L95 246V243L91 244ZM115 241L116 242L119 241L117 244V245H119V247H118L119 249L117 252H119V250H120V252L117 253L118 256L114 252V249H115L114 247H116V246H114V247L112 246L116 243ZM218 242H220L221 244L218 245L217 244ZM228 244H229V242H228ZM78 245L80 246V244H78ZM218 246H219V248H218ZM231 246H233V245H231ZM111 247H113L114 249H111ZM116 249H115V251H116ZM217 249H219L220 251L218 252ZM226 249H227V247L225 248V250ZM213 250H214V254L212 253ZM216 256L220 257L219 258L220 261H217L218 260L217 258L215 259L216 261H214V258ZM221 257H222V259H221Z\"/></svg>",
	"mask_w": 264,
	"mask_h": 264
},
{
	"label": "rangeland",
	"instance_id": "2",
	"mask_svg": "<svg viewBox=\"0 0 264 264\" xmlns=\"http://www.w3.org/2000/svg\"><path fill=\"white\" fill-rule=\"evenodd\" d=\"M11 1V0H10ZM46 0H36V2H40V5H42L41 7H40V9H42V12L40 13H37V12H31L33 15L31 16V13L29 12V11H26V12H22V10H21V12H19L20 10H18V11H12V6L11 7H9L10 5H11V3L9 2V0H0V17L2 18L3 17V19H1L0 18V34H4V35H6V33L8 34L9 33V37L10 38H8V36L6 35L5 37H4V35L2 36V35H0V41H4V42H2L3 44H5V45H8V44H10V47H12L11 45H13L14 47H13V52H16L17 53V55H16V59H18V61H17V64H14V68H11V69H9V71H7V69L5 70L6 72H8V73H6V74H8L9 75V77H10V79H11V77L13 78V79H11V81H10V84L13 86V84L15 85V83H18V85H16V86H14V87H17V86H20L19 88H25L24 90L25 91H27L28 92V94H27V92H25L24 93V95L25 94H27V96H29V95H32V94H30L31 93V91H32V86L34 85L33 83H34V74H33V72L31 71L32 70V68H30V65H29V68H30V70L28 69V66H26V65H28V64H30V62H31V60H32V57L31 56H27V54L29 55L30 54V52L28 51V49L31 47H33L34 49H36L37 48V46H39V45H41V43H44V44H47L48 42H50L49 44H51L52 43V39L54 38L53 36H55L56 35V33H58V32H60V31H58V29H59V26H60V28L62 27V26H64V24L65 23H67V24H65L66 26L67 25H69V26H75L74 25V21H76L77 23H79V24H81V27L80 26H76V28H77V30L78 31H82V33H83V36H92V35H94L93 37L95 38L94 40H98V39H102L103 37H104V39H106V40H108V37L107 36H109V38H110V40H108V41H110V44H112V45H109V42H107L108 44H107V48H108V50H106V54L103 52V54H102V56H101V58L102 59H100V60H102L103 62L105 61H107L105 58H108L109 59V61L111 62V64H113V63H115L116 64V62H118V61H120V63H121V65H123V66H121L120 65V63L118 62L116 65H110L109 63L110 62H108L107 61V63H105V65H107V66H109V70L106 72V71H103L102 70V73H104L105 72V74H104V76L103 75H97L96 73V75L98 76V78L96 79V78H92V75H93V73L95 72L94 70V72L92 73V71H91V69H92V67H91V65L89 64V63H86L85 65H87L86 67L87 68H89L88 66H90L91 67V69H88L89 71H91V73L89 74V77L90 78H92L93 79V81L91 82L90 80H92V79H90L89 80V78H88V80L90 81V82H88V83H90V84H87V87H86V90H89L88 91V93L90 92V94L92 93V94H94V99H93V97L92 96H90L89 98H91L92 99V102L91 103H93L94 101L96 102V105H99V107H100V105L103 107V106H105V104H107L108 103V105H106V107L104 108L103 107V109H101V107L99 108V113H101V112H104V114L108 111V112H111L109 115H111L113 112H116L117 110H118V112H119V110H120V108H123V104L124 103H126V102H124L123 103V101H122V103H120L119 104V102H121V99H122V95L121 94H123V95H125V97L123 98V100L125 101V98H126V96L128 97V95H129V93L127 94V92L128 91H130V94L131 93H133V95L131 94V96L130 97H134V95H136V93L138 92H136V90L135 89H137L136 88V86L140 83L139 81H140V78L138 77V76H140L141 77V79H144L143 81V83L144 84H139L137 87L138 88H140L139 90H141L142 88V90L145 92V94H144V92L142 93V94H144L145 96H147L148 95V97L149 96H151L150 98H148V101H150V99L151 98H153L152 99V101H154V104H151L150 102H148L147 100H145V101H147L148 103H150L151 105H149V106H154V105H157L158 104V101H159V104H160V106H159V108H163V109H160L159 110V112L161 111V110H163V113H164V111L165 112H167V113H169V108H170V113L169 114H171V109L173 108L174 109V107H172L173 105H174V102H173V104H172V101L169 99V98H164L165 97V95H166V97L168 96V94L170 93V92H165V94L162 92V91H164L165 89H167V88H165L164 87V85L165 86H167L168 87V89L167 90H169V91H171V89L170 88H172V86H173V84H176V85H174L176 88L174 89V86H173V89L174 90H179L180 91V93H178V99L180 98V95L182 96L181 97V99H179L180 101H182V98L183 99H186V100H188L189 102H193V104L196 106V109H194L195 110V113L193 112V108H192V111H191V114L193 115V116H195V117H193L191 120L194 122V123H197L198 124V122L200 123V127H199V125L197 126V124H196V126L197 127H199V128H196V130H197V132H196V130H195V134H196V138H195V140L194 141H197V139H199L200 138V140L204 143V145L205 146H212L213 148H214V151H213V153L212 154H210V156L209 155H205V156H207L208 157V159L207 158H205V160L207 159L208 161H206V162H208V165L206 166L205 165V163H202V162H205V160L204 161H201V163H200V161L199 160H202L203 159V157H205L204 155H203V157H202V155L200 156V155H197V157H199L198 159H197V157H196V155L195 154H192L193 156L195 155V159H194V157L193 156H190L189 155V153H188V155H189V158H188V155H186L185 153H184V155L187 157H184L182 154H181V156L178 158V160L176 159L178 156L177 155H175V156H173L172 154H167L168 156H173V157H171L170 159H168V163H167V165H168V167H167V165H165L164 166V169H166L165 167H167V171L168 172H171L170 174H168V172H166L165 174H164V176H163V178L165 179V175L166 176H169V179L166 177V179H168V184H167V182L162 178V181H161V179H160V181H161V183H159V184H162L164 181H165V183H163L164 185H168L169 187H167L166 188V186L163 188V186L164 185H159V187H161V189L163 188V189H166V191L165 192H167L168 191V193H165V192H163V189L161 190V191H159V195H161V197H164V196H162V194L163 193H165V201H164V199H162L163 200V202H164V204L166 205V207H165V209L167 208V213L169 212V211H171L170 213H171V215L173 216V214L175 215V216H173L172 217V219L170 218L171 216H170V214L168 213V217L169 218H167V217H165L164 218V215H163V212H165L163 209H162V214H161V216L163 217L162 219H164L165 221L167 220V221H169L168 219H170V220H173L174 219V221H173V223H175V224H173L172 226H171V224H170V228L171 229H169V232L167 233L166 232V234H167V238H166V243L165 244H167V245H169V247H170V249H172L173 251H176V250H178V251H180V249H178L179 248V246L178 245H175V242H174V240L176 239V236L178 235V234H180V233H182V231H184L182 234H180L181 236H184V233H185V226L184 225H186L185 223L186 222H184L183 220H188L187 218H190V220H194V217L196 218V216L194 215V217H193V210L195 209V204H196V202H194V201H191V203H190V199H191V197H193V195L192 194H189V195H187L186 193H191V192H194L195 190H197L198 191V193H197V191H195L196 193V195L194 194V196L195 197H197V198H199V196L200 195H198V194H205V195H207L205 198H207V200L205 199V198H203L205 195L203 194V196L201 197L200 196V198L201 199H205L204 201L205 202H208V201H211L212 203L215 201V202H218L217 201V199H218V194H221V192H222V194L221 195H219V199L221 200V201H223L224 199H221V197H223L222 195L224 194L223 193V191H220V189L222 190L223 189V184H224V179H226L227 180V177L225 178V176H228V175H223V174H228L229 173V175H231V174H233L234 173V175H235V171L234 170H232V168H230L231 166H233V164L234 163H232L233 161H232V156L229 158V157H227V158H229V160H224V159H219L218 160V158H220L223 154H221V156H220V153L221 152H219L218 151V149L220 150V147H221V145H220V138L222 137H220L219 138V136H218V134H226V132H224L223 131V129L221 128V126H218V129H217V123H216V121H218L213 115H214V113L216 112V114H217V112L219 113L218 115H219V117H220V115H223V116H221L220 118H222V117H225V115H224V110H225V108L224 107H226V106H223L224 104L225 105H230L228 102L226 103V99L228 98V97H230L231 96V94L229 93V91L231 92V90H233V89H230L231 87H234V89H241L242 88V86H238L237 85V83H235V80H233V79H237V78H241V76L240 75H244V74H247V72H250V73H252L251 74V76L252 75H255V78H257L258 76H256V75H260V77L262 76V81H260V79H259V82L260 83H258V80L257 79H255V78H253V80L254 81H252V87H250V89L248 88L249 86H247L246 88H248L249 90H253L252 91V93H254L255 95H254V98H256V102L257 101H260V103L262 102V97H264V93H262V91H264V85H261L262 83H264V71H262V69H264V22H262V21H264V14H262V15H260L261 14V11H257V9H258V6H254V8H253V10H255L254 11V13H253V10H252V7H251V10L248 8L247 9V5H249L250 3H252L251 2V0H244V2H243V0H223L224 1V3H225V1H226V4H224L223 6H224V13L225 14H222L223 12H221V11H217V13H218V15H217V13H216V15L215 16H213V21L212 22H210V21H208L209 23H207V25L208 24H210V26L208 25H206V23L204 24V25H202L201 23H198V24H195L196 22H194V21H196L195 19H194V24H195V27H194V24H190L191 26H189L190 27V29L191 30H189V28L188 29H186V30H184L183 31V33L182 34H180L181 36H183V35H185V37L186 38H184V36L183 37H181V36H177V38L175 37V39L174 38H169V39H167V41H169V43H168V45H167V42H166V39L165 40H159V42H161V43H159L160 45H158V42L156 41V39L158 40V38L159 37H157V36H155L154 38H153V36L155 35V32H150V31H148V30H144L140 25H139V27L137 26H129V25H127L129 28L130 27H132V28H130L129 29V31H128V27L126 26V24L124 23V20H123V15L121 16L119 13H117L116 14V17H118V19H119V21L117 20V19H115L116 17L114 16L115 15V13H114V11H112L113 10V8H112V5H113V3H114V1L115 0H101V1H99V0H48L49 2L48 3H46L45 2ZM52 1H53V4H52ZM222 1V2H223ZM228 1V2H227ZM30 2V3H29ZM35 1L34 0H26V2H25V4H33ZM43 2H44V4H43ZM231 2V3H230ZM236 2V3H235ZM247 2V3H246ZM97 3H98V5H97ZM102 3V5H100ZM242 3V4H241ZM244 3V4H243ZM245 3H246V5H245ZM249 3V4H248ZM49 5V6H45V5ZM52 4V5H51ZM111 4V5H110ZM241 4V5H240ZM262 5H264V1H262V3H261ZM55 5V6H54ZM50 6H52L53 8H51ZM108 6V7H107ZM241 6H243L242 8H241ZM110 7V8H109ZM239 7H240V9H239ZM104 8V9H103ZM237 8H238V10H237ZM47 9V10H46ZM109 9H110V11H109ZM247 9V10H246ZM6 10V11H5ZM12 11V12H10L9 13V11ZM45 12H44V11ZM228 10H229V12H228ZM242 12H241V11ZM246 10L247 12H244V11ZM23 11H25V9L23 10ZM51 11H52V13H51ZM96 11V12H95ZM253 14L252 15V17H251V14H249L250 12ZM256 11H257V13H256ZM99 12H101V14L99 13ZM109 14H108V13ZM238 12V13H237ZM258 12L260 13V14H258ZM12 13H15V14H12ZM30 13V14H29ZM56 13V14H55ZM58 13H59V15H58ZM78 13V14H77ZM99 13V14H98ZM234 13V14H233ZM242 13V14H241ZM245 13H247V14H245ZM22 14V15H21ZM23 14H25V15H23ZM27 14V15H26ZM74 14V15H73ZM112 14V15H111ZM221 14V15H220ZM240 14V15H239ZM249 14V15H248ZM255 14H257V16H255ZM4 15V16H3ZM11 15H14V16H11ZM37 15V16H36ZM73 15V16H72ZM76 15V16H75ZM101 15V16H100ZM111 16V17H108V16ZM231 15H232V17H231ZM245 15V16H244ZM247 15V16H246ZM11 16V17H10ZM23 16V17H22ZM27 16V17H26ZM28 16H31V17H28ZM98 20V22L99 23H102V24H105V25H101V24H99L98 26H96L97 24H98V22H97V20L94 18V17ZM102 16H104V17H102ZM112 16H114V19H113V17ZM121 16V17H120ZM219 16V17H218ZM224 16V17H223ZM227 16V17H226ZM235 16H236V18H235ZM251 18H250V17ZM255 16V17H254ZM260 16V17H259ZM12 17H14V18H12ZM24 17H26V18H24ZM33 17V19H31ZM72 17V18H71ZM100 17H101V19H100ZM120 17V18H119ZM205 17V16H204ZM215 17V18H214ZM256 18L255 20H253L254 18ZM92 18H93V20H92ZM103 18H104V20H103ZM109 18L110 19H112V21L110 20L109 21ZM192 18H195V17H192ZM220 19L221 18V21L223 22V23H225V25H224V31H225V33H228L229 34V32L228 31H230V29H231V34H233V31H234V36H233V38L231 37V36H229L228 34H225L226 35V41H227V43H231V44H228V45H230V46H232L231 48H235L236 49V46H234L233 47V44L234 45H236L237 44V47H238V51L236 50V52H238L239 54L238 55H240V57H244V56H246L245 58H243L244 60V63H243V67L245 66V64H247L246 65V70H244L243 69V71H245V72H241L242 74H239L240 72H238V74H236L235 76H233V77H231V78H229V79H227L226 80V78H223V77H221V79L223 78L224 80V82H222V80L220 79V75H221V70L223 69V65L224 64H222L221 66H222V68H221V66H220V63H222V61H223V59H221V54L220 53H222L223 54V51L222 52H218V51H215V55H213L214 54V52L211 54H209L205 59H203V57H205L204 55L203 56H199V58L200 59H193V57H191V56H182L181 57V55H180V53L177 51L178 50V48H175L176 46L177 47H180V45L182 44V45H184L186 42H187V40L188 39H190V38H193V37H191L190 36V33H191V35L193 34L194 35V33H195V35H194V39L195 40H197L196 39V37L197 36H199V35H197V34H201V33H203L204 31H211L213 28V26H214V28H217L218 27V25L220 26V27H223V24H221L219 21L220 20H217V19ZM229 18V19H228ZM240 18V19H239ZM248 18H250V19H248ZM257 18H258V20H257ZM262 18V19H261ZM12 19V21L11 22H9L10 20ZM16 19H17V21H16ZM27 19V20H26ZM28 19H29V21H28ZM56 19V20H55ZM63 20V22H62V20ZM66 19V20H65ZM108 19V20H107ZM176 19V18H175ZM225 19V20H224ZM242 19H244V20H242ZM259 19H261L260 20V22H262V23H259L258 21H259ZM57 20H60L61 21V25L59 24V22L57 21ZM65 20V21H64ZM79 20V21H78ZM101 20H102V22H101ZM114 20H116V23H115V21ZM216 20V21H215ZM232 20V21H231ZM14 21V22H13ZM71 21H73V22H71ZM93 21V22H92ZM97 23H96V22ZM106 21H108V22H106ZM118 21V22H117ZM199 20H197V22H198ZM236 21V22H235ZM243 21V22H242ZM258 23H257V22ZM58 22V23H57ZM75 22V23H76ZM81 22V23H80ZM92 22V23H91ZM111 22L113 23V25H111ZM121 22H123V24H125V25H123ZM200 22V21H199ZM216 22V23H215ZM232 22H233V25H232ZM254 22H256L255 24H254ZM55 23H57V24H55ZM64 23V24H63ZM71 23H72V25H71ZM89 23H91V25L88 27L87 25ZM96 23V24H95ZM107 23V24H106ZM109 23H110V25H109ZM119 23V24H118ZM212 23H214L213 25H212V27H211V24ZM218 23H220V24H218ZM228 23H230L231 24V26H230V24L228 25ZM238 23V24H237ZM34 24V25H33ZM63 24V25H62ZM78 24V25H79ZM115 24V25H114ZM227 24V25H226ZM247 24V25H246ZM260 24V25H259ZM262 24V25H261ZM38 25V26H37ZM57 25V26H56ZM101 25V26H100ZM120 25V26H119ZM121 25H123V26H125V27H122L121 28ZM198 25V26H197ZM217 25V27H215ZM222 25V26H221ZM237 25L238 26H240L239 28H237ZM9 28H8V27ZM12 26V27H11ZM87 26V27H86ZM103 26V27H102ZM112 26H113V28H112ZM118 26V27H117ZM193 26V27H192ZM225 26H226V28H225ZM4 27H6V28H4ZM10 27H11V29H10ZM37 27V28H36ZM58 27V28H57ZM79 27V28H78ZM88 28V29H85V28ZM105 27V28H104ZM110 27V28H109ZM115 27H117V28H115ZM137 28V30H138V34H136L137 33V31L135 32V30H136V28ZM171 25H163L160 29V31L159 32H164V30L165 31H168V30H171ZM210 27V28H209ZM235 27V28H234ZM257 27V28H256ZM2 28V29H1ZM84 28V29H83ZM104 29V33H105V31H106V33H108V34H101V32H97V33H95L96 32V30L97 29ZM121 29V34H120V29ZM125 28H127V30L125 29ZM134 28V29H133ZM139 28V29H138ZM165 28V29H164ZM209 30H208V29ZM212 28V29H211ZM219 28V27H218ZM235 30H234V29ZM96 29V30H95ZM102 29V30H103ZM134 31H133V30ZM141 29V30H140ZM143 29V30H142ZM198 29V30H197ZM220 30H223V28H219ZM238 29H240V31H238ZM242 29V30H241ZM244 29V30H243ZM7 30V31H6ZM60 30V29H59ZM91 30V31H90ZM112 30V31H111ZM130 30H132V31H130ZM193 30H195V31H193ZM199 30H201L200 32H199ZM233 30V31H232ZM111 31V32H110ZM115 31V32H114ZM116 31H118V32H116ZM141 31V32H140ZM148 31V32H147ZM185 31H187V33L185 32ZM197 31V32H196ZM11 32V33H10ZM17 32V33H16ZM54 32H55V34H54ZM113 32H114V34H113ZM123 32V33H122ZM124 32H126L127 34H126V36L124 35ZM185 32V33H184ZM236 32V33H235ZM238 32V33H237ZM240 32H242V33H240ZM13 33V34H12ZM20 33V34H19ZM88 33H91V34H88ZM112 35H111V34ZM117 33V34H116ZM144 33V34H143ZM146 33V34H145ZM147 33H149V35L147 34ZM206 33V32H205ZM96 34H97V38L95 37L96 36ZM112 36V37H110V35ZM120 34V35H119ZM129 34H131V35H129ZM143 36H142V35ZM153 34V35H152ZM189 34V35H188ZM237 34H239V35H237ZM13 35V36H12ZM19 35V36H18ZM23 37H22V36ZM115 35H116V37H115ZM141 35V36H140ZM145 35V36H144ZM187 35V36H186ZM192 35V36H193ZM197 35V36H196ZM202 35V34H201ZM200 35V36H201ZM224 35V34H223ZM222 35V37L221 38H219V39H221V40H224L225 41V38L223 39V37H225V36H223ZM2 36V37H1ZM21 36V37H20ZM101 36H103L102 38H101ZM121 36V37H120ZM130 36V37H129ZM138 36V37H137ZM142 37V39H140V37ZM147 36H149L150 37V39H149V37H147ZM196 36V37H195ZM228 36V37H227ZM37 37V38H36ZM114 37V38H113ZM124 37H126V39L128 38V40H129V42H128V40L126 41V39L124 38ZM148 39H147V38ZM178 37L181 39V38H184V39H182V41L184 42L185 41V39H186V41L183 43L180 39H178ZM229 37H231V38H229ZM239 37H241V38H239ZM4 38V40H1V39H3ZM7 40H6V39ZM13 38V39H12ZM113 38V39H112ZM134 38H136L138 41H135L134 40V42H133V39ZM139 38V39H138ZM228 38V39H227ZM236 38V39H235ZM11 39V41H9ZM37 39V40H36ZM38 39H39V41H38ZM47 39V40H46ZM103 39V40H104ZM114 39H115V41H114ZM124 39V40H123ZM153 39V40H152ZM170 39H173V40H175L174 41V43H172V41L173 40H171L170 41ZM198 39H200V37L198 38ZM201 39H203L202 37H201ZM234 39V40H233ZM244 41H243V40ZM50 40V41H49ZM117 40V41H116ZM177 40H179V41H177ZM195 40H193V41H191V42H189V44L190 45H192V46H195L196 47V45H198V43H196L195 42ZM233 40V41H232ZM241 40V41H240ZM115 42V43H113V42ZM141 41H146V42H148L147 44H145L144 42H141ZM154 41H156V42H154ZM181 41V43L179 44V42ZM200 41V40H199ZM199 41H197V42H199ZM225 41V42H226ZM237 41V42H236ZM243 41V42H242ZM119 43V45H118V43ZM124 44H123V43ZM126 42H128V44L126 43ZM152 42V43H151ZM163 42H165L166 44H164ZM177 44H176V43ZM194 42V43H193ZM233 42V43H232ZM236 42V43H235ZM27 43V44H26ZM32 43V44H31ZM55 43V42H54ZM67 45H66V50H65V52L67 53V54H64V55H66V57H69V61L70 62H72L70 59H74L73 61L78 65L80 62H82L81 61V59H78V58H75V57H78L77 55L79 54L78 52V49H77V47H78V45H79V43L78 42H76V40H75V43H74V39H71V38H68V40H67ZM132 45H131V44ZM157 43V44H156ZM239 43H242V44H240L239 45ZM246 43V44H245ZM21 44V45H20ZM23 44V45H22ZM36 44H39V45H37V46H35ZM76 45V49L74 50V45ZM106 44V43H105ZM114 44H117V45H114ZM122 44V45H121ZM163 46H162V45ZM175 44V45H174ZM178 44H179V46H178ZM196 44V45H195ZM245 44V45H244ZM2 44L0 43V46H1ZM4 45V46H5ZM71 45V46H70ZM128 45V46H127ZM139 45H140V47H139ZM145 45H146V47H145ZM165 45V46H164ZM3 46V45H2ZM1 46V47H2ZM26 46H27V48H26ZM72 46H74V47H72ZM110 46V47H109ZM116 48H115V47ZM130 46V47H129ZM133 46V47H132ZM152 46H154V47H152ZM170 46V47H169ZM175 46V47H174ZM200 46V45H199ZM18 47V48H17ZM23 47V48H22ZM29 47V48H28ZM112 47V48H111ZM121 47H122V49H121ZM124 47H125V50H124ZM150 47V48H149ZM163 47V48H162ZM164 47H165V49H164ZM241 47H243V48H241ZM5 48V47H4ZM33 48H32V50H33ZM106 48V49H107ZM110 48V49H109ZM115 49V51H113L114 49ZM136 48V49H135ZM150 50H149V49ZM152 48H154V49H152ZM157 48H159V49H157ZM198 48H200V47H198ZM17 49V50H16ZM94 49V50H93ZM117 49V50H116ZM128 49V50H127ZM133 49H135V50H133V52H132V50ZM147 49V50H146ZM2 50V51H1ZM0 51L1 52H3V53H8V51H9V53L11 52V48H10V50H7V48L4 50V49H1ZM27 50V52H29V53H25V51ZM68 50H69V52H68ZM78 52H77V51ZM110 50H112V52H113V58L114 59H111V54L110 53H112V52H110ZM118 50H120V52L118 51ZM136 50H138V52L136 51ZM141 50V51H140ZM168 50V51H167ZM233 50V49H232ZM6 51V52H5ZM90 51H95V47L94 48H92ZM118 51V52H117ZM124 51V52H123ZM128 51V52H127ZM131 51V52H130ZM147 51H149L148 52V54L146 53ZM154 53H153V52ZM177 51V52H176ZM212 51V50H211ZM235 51V50H234ZM233 51V54L235 55L236 54V52H234ZM240 51H241V54H240ZM24 52V53H23ZM64 52V53H65ZM73 52H76V53H73ZM110 52V53H109ZM135 52V53H134ZM155 52H157V53H155ZM176 54H175V53ZM245 52V53H244ZM15 53V54H16ZM20 53V55H18ZM115 53V54H114ZM122 53V54H121ZM128 53H130V54H132V55H128ZM179 55H178V54ZM121 54V55H120ZM125 54H127V56L125 55ZM137 54V55H136ZM156 54V56H154V55ZM245 54V55H244ZM31 55V54H30ZM67 55H69V56H67ZM104 55H105V58H103L104 57ZM107 55H108V57H107ZM118 55H120V56H118ZM125 57H124V56ZM141 55V56H140ZM146 55V56H145ZM151 55V57H148V56H150ZM160 55V56H159ZM162 55V56H161ZM178 55V56H177ZM213 55V56H212ZM237 55V54H236ZM237 55V56H238ZM249 55V56H248ZM122 56V57H121ZM129 56V57H128ZM154 56V57H153ZM177 56V57H176ZM211 58H210V57ZM216 56H218L219 58H217ZM29 57H31V58H29ZM70 57H72V58H70ZM131 57H133L132 59H131ZM139 59H138V58ZM142 57V58H141ZM156 57H158V58H156ZM181 57V58H180ZM185 57V58H184ZM201 57H202V59H201ZM216 57V58H215ZM120 58H122V62H121V59ZM137 58V59H136ZM147 58H149V59H147ZM175 58V59H174ZM210 58V59H209ZM214 58V59H213ZM254 58V59H253ZM20 59H22V61L20 60ZM29 59H31V60H29ZM128 59V60H127ZM159 59V60H158ZM76 60V61H75ZM112 60H113V62H112ZM123 60H127V61H123ZM149 60V61H148ZM152 60V61H151ZM162 60V61H161ZM175 60V61H174ZM195 60H200V62L199 63H201V66H203V68H205V69H203V68H201V70L202 71H204V72H202V75L204 76V79H206L205 81H203V85L202 86H204V91H202V90H196L195 88H197V81H198V78H200L196 73H195ZM202 60H203V62H202ZM204 60H205V63L207 64H205L204 63ZM237 60V59H236ZM240 60V62L242 63V59H238V61ZM245 60H246V63H245ZM20 61V62H19ZM24 61V62H23ZM114 61H116V62H114ZM144 61V62H143ZM180 61V62H179ZM216 61V62H215ZM218 61V62H217ZM219 61H220V63H219ZM19 62V63H18ZM23 62V64H20V63H22ZM28 62V63H27ZM78 62V63H77ZM123 62H124V64H123ZM137 62V63H136ZM151 62V63H150ZM161 62V63H160ZM173 62V63H172ZM16 63V62H15ZM73 63V62H72ZM72 63H70V64H72ZM75 63H73V65H70L71 67H73V68H75V66H74V64ZM131 63V64H130ZM163 63V64H162ZM218 63H219V65H218ZM223 63H224V61H223ZM239 63V62H238ZM20 64V65H19ZM125 64L127 65V66H125ZM142 64V65H141ZM145 64V65H144ZM157 64V65H156ZM165 64V65H164ZM167 64V65H166ZM211 64V65H210ZM215 64V65H214ZM18 65V66H17ZM128 65H133L132 67L134 68H132V67H130V66H128ZM140 65V66H139ZM146 66V67H144V66ZM173 65V66H172ZM31 66H32V64H31ZM125 66V67H124ZM205 66V67H204ZM112 67V68H111ZM114 67V68H113ZM121 67V68H120ZM124 67V69H122ZM171 67H174V68H171ZM176 67V68H175ZM128 68H130V70L128 69ZM136 68V69H135ZM139 68H140V70H141V72H139L140 70H139ZM142 68V69H141ZM154 68V69H153ZM111 69H113L112 71V73L113 74H115L116 75V77H118L117 79L119 80H121V78H122V81L124 82H126V83H131V81L132 80H130V79H133L134 80V84L133 85H135V88H134V86H132V87H130V88H127V89H129L128 91H127V89L126 88H122V86H120V89H118V86L121 84H123V83H116V89L114 88L115 87V81L114 80H112L110 77H108V72H111ZM120 69V70H119ZM126 69V70H125ZM128 69V70H127ZM160 69V70H159ZM144 70V71H143ZM148 70V71H147ZM158 70V71H157ZM177 70V71H176ZM179 70V71H178ZM31 71V72H30ZM133 71H135V72H133ZM153 71V72H152ZM165 71H166V73H165ZM173 71V72H172ZM191 71H194V72H191ZM215 71V72H214ZM218 71V72H217ZM259 71H260V73H259ZM2 72V71H1ZM137 72V73H136ZM152 72V73H151ZM162 72V73H161ZM168 72H170L169 74H168ZM172 72V73H171ZM180 72V73H179ZM258 72V73H257ZM4 73V74H5ZM107 73V74H106ZM138 73H140V75L138 74ZM147 73H149L148 74V76L150 75L151 77H152V80L150 81V82H152L153 81V79H155V81H157L156 80V78L158 79V81L160 80H162V82H157L158 83V85L156 84V82H152L151 84H150V82L148 81V80H150V78L151 77H147V76H145L144 74H146L147 75ZM191 73V74H190ZM196 74V76H193L192 74ZM214 73V74H213ZM254 73V74H253ZM2 74H3V72H2ZM112 74V75H113ZM118 74V75H117ZM141 74H142V76H141ZM153 74H156L155 76L153 75ZM162 74H166V75H162ZM167 74H168V76H169V79H168V84H165V83H163L164 81H165V76L167 77ZM175 76H173V75ZM194 74V75H195ZM220 74V75H219ZM222 74H223V72H222ZM262 74V75H261ZM7 75V76H8ZM12 75V76H11ZM121 75V76H120ZM153 75V76H152ZM170 75H172L173 77H170ZM179 75V76H178ZM213 75H215V76H217V77H214ZM249 76H250V74H248ZM248 75H244L245 77L246 76H248ZM109 76H111V75H109ZM134 76V77H133ZM178 76V77H177ZM194 77V79L196 78V77H198L196 80H193V77ZM207 76V77H206ZM208 76H210V78H212V77H214L215 79L214 80H216V82H214L213 81V79H210V78H208ZM222 76V75H221ZM240 76V77H239ZM243 76V77H244ZM115 77V78H116ZM132 77V78H131ZM137 77L139 78V79H137ZM145 77H147V78H145ZM184 77V78H183ZM188 79H187V78ZM242 77V78H243ZM244 77V78H245ZM254 77V76H253ZM127 78H128V80H130L129 82H127ZM130 78V79H129ZM136 79V81H135V79ZM149 78V79H148ZM161 78V79H160ZM171 78H174V80H175V82H173L172 80H171ZM218 78V79H217ZM243 78V79H244ZM259 78V77H258ZM103 79H105L104 81H103ZM109 79H111L112 81H109ZM124 79V80H123ZM182 81H180V80ZM185 79V80H184ZM190 79V80H189ZM210 79V82L211 81H213L214 83H215V85L211 82H209L208 80ZM98 80V81H97ZM118 80H117V82H118ZM119 80V81H120ZM139 80V81H138ZM169 80L170 81H172L171 83L169 82ZM177 80V81H176ZM189 80V81H188ZM27 81V83L25 84V83H23V82H26ZM50 81L51 80H49V84H47L46 85V82H47V80L45 81V86H47V88H48V85H50ZM139 83H138V82ZM186 81V82H185ZM192 81V82H191ZM196 81V83H194ZM218 81V82H217ZM229 81V82H228ZM232 81V82H231ZM256 81V83H258V84H260V85H258L257 86V84H255L256 85V88H255V85L253 86V83ZM12 82H13V84H12ZM52 82V81H51ZM69 81H67V83H68ZM106 82V83H105ZM125 82H124V85H126L125 84ZM149 82V83H148ZM166 83H167V81H165ZM188 82V83H187ZM199 82H201V79H200V81H198V84H200ZM226 83L227 85H230L228 88L229 89H227V91L225 90V86H227L226 84H224V85H219V83ZM31 83V84H30ZM48 83V82H47ZM66 83V84H67ZM94 83V84H93ZM141 83H142V81H141ZM146 83H148V84H146ZM162 83L164 84V85H162ZM169 83L172 85H170V87H169ZM193 83V84H192ZM204 83H206V84H208V83H210V88L208 89L209 91H211L212 89H213V87H214V91H219L220 89V93L222 94L223 92L222 91H224L225 90V93L226 92H228V93H226V94H224L223 93V95H224V98H225V100L223 101V95H221V97H220V99H222L221 101H219L220 99H218V100H216L217 98H219V97H217V96H219L220 95V93L219 92H214V93H216L215 95V97H214V95L212 96V94H213V92H212V94L210 95V93L209 94H207V95H210V98H212V100H210V98H209V96H207L206 95V91L208 92V90L206 89L207 88V86L209 85H204ZM216 83H217V85H216ZM221 83V84H222ZM22 84H24V86L22 85ZM69 85H71L72 83L71 82H69L68 83ZM111 84H113L112 86H114L113 88H112V90H111ZM119 84V85H118ZM127 84V85H128ZM132 84V83H131ZM152 84H154V86L152 85ZM188 84V85H187ZM190 84V85H189ZM194 84H196V85H194ZM214 86H213V85ZM22 85V86H21ZM42 85H43V87H44V81L42 82ZM51 85H52V83H51ZM50 85V86H51ZM69 85H67V86H69ZM110 85V86H109ZM126 85V86H127ZM142 85V86H141ZM147 86L146 88H144L145 86ZM156 85V86H155ZM183 85V86H182ZM189 86V87H192V89L191 88H187V86ZM26 86V87H25ZM29 86H30V89H28L29 88ZM49 86V87H50ZM53 86V85H52ZM66 86V85H65ZM90 86H92V87H90ZM130 86V85H129ZM159 86V87H158ZM184 86H185V88H184ZM206 86V87H205ZM211 86H213L212 88H211ZM216 86V87H215ZM219 86L221 87V88H219ZM70 87V86H69ZM110 87V88H109ZM157 89H159V91L161 90V93L159 92V91H157L155 88ZM177 87L179 88V89H177ZM194 87V88H193ZM241 87V88H240ZM254 87V88H253ZM10 88L12 89L13 87H11L10 86ZM21 88V89H22ZM53 88H54V86H53ZM53 88H51V90L50 91H52V89ZM132 88H134V90H135V92H133L134 90L132 89ZM149 88V89H148ZM153 88V89H152ZM161 88V89H160ZM218 88H219V90H218ZM258 88V89H257ZM261 88H262V90H261ZM18 91L20 90V89H18V88H16ZM50 89V88H49ZM54 89H56V90H54ZM53 90L56 92V91H58V88H54ZM77 89V88H76ZM91 89V90H90ZM114 89V90H113ZM117 89H118V92H115V90L117 91ZM123 89V90H122ZM133 90L132 92H131V90ZM145 89V90H144ZM205 89H206V91H205ZM217 89V90H216ZM237 89V90H238ZM244 89V88H243ZM24 90H23V92H24ZM60 90V89H59ZM85 90V91H86ZM166 90V91H167ZM229 90V91H228ZM239 90H238V92H239ZM254 90H257V91H254ZM14 91H15V89H14ZM13 89H12V93L11 94H13ZM22 91V90H21ZM21 91L19 92V93H21ZM78 91L79 90H77V92H76V96H78V95H80L79 93H78ZM112 91H114L116 94H117V97H116V95L114 94V92L113 93H111ZM121 91V92H120ZM124 91V92H123ZM155 91L156 93H153V92ZM173 91V90H172ZM193 91H198V92H200L199 94H196L195 95V93L193 92ZM201 91L203 92V93H201ZM241 91L243 92V90L241 89ZM240 91V92H241ZM259 91V92H258ZM16 92V91H15ZM22 92V93H23ZM79 92H81V93H83L82 91H79ZM87 92V91H86ZM85 92V93H86ZM95 92V93H94ZM139 92H141V91H139ZM139 92L137 93V96H139L140 94H139ZM158 92V93H157ZM178 92V91H177ZM192 92V93H191ZM197 92V93H198ZM239 92V93H240ZM241 92V93H242ZM256 92H257V94H256ZM16 93H18V92H16ZM20 94V95H23V94ZM85 93H83L82 94V96L85 94ZM87 93V94H88ZM135 93V94H134ZM148 93V94H147ZM189 93L191 94V96L189 95ZM219 93V94H218ZM240 93V94H241ZM259 93V94H258ZM262 93V94H261ZM15 94V93H14ZM52 94V93H51ZM50 94V95H51ZM59 93H57L56 92V94H54V92H53V94H52V96L54 95H56V97H57V95H58ZM60 94H61V92H60ZM87 94H85V96H83V97H85V98H87V100H85V101H88L89 99H88V97L86 96ZM90 94H88V96L90 95ZM113 94H114V96H113ZM139 94V95H138ZM147 94V95H146ZM151 94V95H150ZM153 94V95H152ZM156 94V95H155ZM162 94V95H161ZM183 94V95H182ZM201 94V98L202 99H200V97H198L199 95ZM218 94V95H217ZM228 94L230 95V96H228ZM261 94V95H260ZM16 95V94H15ZM23 95V96H24ZM47 96V98H50V99H52V98H55L54 96L52 97V96ZM105 95V96H104ZM106 95H108V96H106ZM112 95V96H111ZM122 97H121V96ZM143 95V96H144ZM158 95H161V98L163 99H166V100H164V101H162V100H156V98L157 99H161L160 98V96L158 97ZM192 95H194V96H192ZM242 95V94H241ZM257 95V96H256ZM18 96V95H17ZM63 96V95H62ZM142 95H141V97H143ZM197 96V97H196ZM243 96L244 95H242L241 97H242V99H243ZM59 97V96H58ZM55 98V99H53V102H54V100H56L53 104H54V110H57V108H58V106H60V105H62L63 103H66L64 100H62L61 98ZM79 97V96H78ZM81 97V96H80ZM129 97V98H130ZM187 97V98H186ZM193 97V98H192ZM195 97V98H194ZM203 97H205V99H206V104H204L205 102L203 101L202 102V100H203ZM209 98V99H207V98ZM227 97V98H226ZM241 97L239 98V99H241ZM248 96H246L245 98H244V100H246V98H247ZM84 98V99H85ZM98 98V99H97ZM128 98V99H129ZM155 98V99H154ZM191 98V99H190ZM214 98H216V99H214ZM261 100H260V99ZM60 99V100H59ZM91 99H90V101H91ZM114 99V100H113ZM144 99H145V97H144ZM204 99V100H205ZM214 99V100H213ZM249 101L248 102H246V107H245V109H247L246 111H244V112H242V113H244V114H241L240 115V113H238L239 112V110H237L238 112H237V114H236V117L234 118V117H228L229 118V120H228V118L225 120V118H222V119H224V120H222V121H224L226 124L228 123V126L230 125V126H232V124H230L231 122H233L236 118H237V115H238V118L233 122L234 123V126L235 127H233L234 129H235V133H236V135L238 134L239 135V139H242L241 140V142H245V143H243L244 145H250V144H253V142L255 143V142H257V140L256 139H258L259 140V138H257V137H259V136H261V138H262V136H264V135H262L261 134V130H262V127H261V129L259 128L261 125H259L260 123H264V120H262V122H260L261 121V117L259 116V117H257L258 115H259V113H258V111H257V108H256V105H257V103H255L254 104V102H250V99L249 98H247ZM61 100L63 101V103L61 102ZM94 100V101H93ZM102 100V101H101ZM155 100H156V102H155ZM178 100V101H179ZM208 100V101H207ZM216 100V101H215ZM67 101V100H66ZM68 101H69V99H68ZM67 101V103H71L72 102V104L70 105V106H72L73 105V101L70 99V101L68 102ZM89 101V102H90ZM106 101V102H105ZM113 101V102H112ZM161 101V102H160ZM179 101V102H180ZM210 101V102H209ZM211 101H214V102H216V103H214V104H211ZM247 101V100H246ZM94 102V103H95ZM112 104H111V103ZM117 102V103H116ZM146 102V103H147ZM168 102L170 103L171 102V105L170 104H168ZM182 102H184V103H186L185 102V100H183ZM249 102H250V106L248 107V105H249ZM62 103V104H61ZM66 103V104H67ZM101 103V104H100ZM109 103H110V106H109ZM113 103H114V105H113ZM116 103V104H115ZM155 103H157V104H155ZM166 103L168 104L167 106H168V111L167 110H165V109H167V108H164V105H165V107H166ZM183 103V104H184ZM188 103V102H187ZM203 103V104H202ZM208 103H210V105H208ZM213 103V102H212ZM219 105H218V104ZM222 105H221V104ZM259 102H258V104H260ZM66 104H64V106L63 107H65L66 106ZM121 104H122V107H121ZM127 104V103H126ZM188 104H190V103H188ZM192 103L190 104V105H188L189 107H193L194 105H193ZM197 104V105H196ZM217 104V105H216ZM118 105V106H117ZM185 105V104H184ZM193 105V106H192ZM205 105V106H204ZM207 105H208V108H207ZM212 105H213V107H212ZM221 105V106H220ZM255 107V110L253 109V107ZM108 106V107H107ZM124 106H125V104H124ZM186 106H187V104H186ZM203 106V107H202ZM215 106V107H214ZM67 107H69L68 106V104H67ZM113 107H115V108H113ZM120 107V108H119ZM172 107V108H171ZM199 107V110L201 111H198V108ZM204 107L205 108H207L208 109V111L207 110H205L204 109ZM212 107V108H211ZM223 107V108H222ZM66 108V107H65ZM201 108V109H200ZM217 108V109H216ZM106 109H108V110H106ZM111 109V110H110ZM215 109V110H214ZM221 109L223 110V111H221ZM101 110H103V111H101ZM203 110V111H202ZM217 110V111H216ZM98 111V110H97ZM211 111V112H210ZM118 112H116V114H118ZM158 112V111H157ZM162 112V111H161ZM210 112V113H209ZM107 113H106V115H107ZM197 113V114H196ZM200 113V114H199ZM207 115H206V114ZM223 113V114H222ZM247 113V114H246ZM104 114L102 115L103 117H104ZM113 114H115V113H113ZM112 114V115H113ZM121 114V113H120ZM154 114V113H153ZM212 115V116H209V115ZM105 115V116H106ZM204 115V116H203ZM217 115V116H218ZM245 115V116H244ZM108 116V115H107ZM114 116H116V115H114ZM118 116H121V115H119L118 114ZM201 116V117H200ZM198 117V118H197ZM241 119H240V118ZM245 117H246V119H245ZM118 118V117H117ZM117 118H114L115 120L117 119ZM208 118H210V119H208ZM212 118V119H211ZM233 118V119H232ZM257 118V119H256ZM104 119V118H103ZM113 119V120H114ZM148 119H150V117L148 118ZM194 119L197 121V119H200V120H198V122H196V121H194ZM239 119H240V121H239ZM242 119H243V121H244V123H243V121H242ZM245 119V120H244ZM104 120H106V118L104 119ZM103 120V121H104ZM112 119L111 120H107L109 123H110V121L112 122L113 121ZM114 120V121H115ZM190 120V122H192ZM205 120V121H204ZM231 120H233V121H231ZM254 120V121H253ZM107 121H104V122H106V123H104L105 125L107 124ZM113 121V122H114ZM147 121H149V123H146V124H150V122H152L151 121V119L150 120H147ZM209 121V122H208ZM237 121V122H236ZM250 121V122H249ZM116 122H117V120H116ZM116 122H115V124H116ZM108 123V124H109ZM194 123H192V125H195ZM211 123V124H210ZM216 123V124H215ZM241 123V124H240ZM249 123H250V125H249ZM255 123H257V125L255 124ZM108 124L106 125L107 127H108ZM115 124H113L112 126L113 127H116V125ZM201 124H203V125H201ZM209 124H210V126L211 127H213V125L215 124L216 126H214L212 129L210 128V126H209ZM213 124V125H212ZM247 124V125H246ZM104 125V126H105ZM111 125L109 124V128H112V126L110 127ZM148 126V125H147ZM246 126V127H245ZM194 127V126H193ZM220 127V128H219ZM254 127V128H253ZM109 128H106V130L108 129V131L109 132H116L115 130H114V128L113 129H109ZM201 128V129H200ZM216 128V129H215ZM237 128V129H236ZM90 129V128H89ZM214 129V130H213ZM221 129H222V131H221ZM234 129H233V131H234ZM249 129V130H248ZM253 129H257V130H259V131H253ZM131 130H133V128L131 129ZM131 130L130 129H128V133L129 132H131ZM136 130V129H135ZM210 130V131H209ZM249 132V133H251V135L249 134V133H246L247 131ZM213 131V132H212ZM218 131H221V132H218ZM245 131V132H244ZM103 132V131H102ZM118 133H119V131H117ZM209 132H211V133H213V136H214V138H213V136H212V134L211 133H209ZM215 132V133H214ZM240 132H242V133H240ZM253 133V134H252ZM211 134V135H210ZM216 136H215V135ZM257 136L256 137V139H254L255 137H253L252 139L250 138L252 135L253 136H255V135ZM261 134V135H260ZM154 135H155V133H154ZM152 133H151V135L148 137L150 140H151V143H149L150 142V140L148 141V140H146V141H148V144H147V146H145V144H144V146L142 145L143 143H144V139H148L146 136H145V138L143 137V140L141 141L139 138H138V142L135 140V139H137V138H133V140H134V142H133V140H132V138H130V140H132L131 141V144H130V148H131V150H132V146L134 145V150H133V153H134V151H135V153L134 154H136V155H139V153H140V151H139V153L137 152L138 150H141V149H138L139 147L141 148L142 146L144 147V149H142V153H141V155L143 154V156H145V154H146V149L145 148H147V147H149V149L151 148V152L150 151H148L147 150V153H149V156L148 155H146V156H148V157H151L152 155V151H153V148H154V143H153V137L152 136H154ZM198 135V136H197ZM210 135V136H209ZM244 135V136H243ZM247 136L250 138H248V139H246L247 138ZM63 137H65V135L63 136ZM129 137H131L130 135H129ZM152 137V138H151ZM155 137V136H154ZM199 137V138H198ZM244 139H243V138ZM246 137V138H245ZM127 138H128V136H127ZM126 138V139H127ZM210 138V139H209ZM215 138H218L219 140V142L217 141V139H215ZM61 139H62V136H61ZM129 139V138H128ZM141 139H142V137H141ZM194 139V138H193ZM211 139H212V141H211ZM254 139V140H253ZM129 140V141H130ZM209 140H210V143H209ZM244 140V141H243ZM251 140H253V142H251ZM136 141V142H135ZM140 141H141V143H140ZM213 141H215V143L213 142ZM248 141L250 142V143H248ZM132 142L133 143H138L137 144V148H136V145L135 144H132ZM207 142V143H206ZM213 142V143H212ZM145 143H147V142H145ZM153 143V144H152ZM123 144V143H122ZM149 144H151L150 146H148ZM215 144V145H214ZM132 145V146H131ZM142 145V146H141ZM210 146V147H211ZM243 145H241V147L240 148H237V149H242L243 147H242ZM209 147V148H210ZM135 148H136V150H135ZM211 149V148H210ZM82 151H84L83 149H82ZM120 151H123V149H121ZM143 152H145V153H143ZM123 153H124V155H123ZM227 153V152H226ZM82 154H84L85 155V153H83L82 152ZM122 155V156H121ZM228 156H230L229 155V153L227 154ZM116 156V157H115ZM125 156H126V154H125V152L123 151V152H119V156L118 155H110V158H107V159H111L110 161V163H109V165L108 166H112V170L114 171V169H113V167H115V170H116V173L115 174H120V175H122L121 177L124 179V183L126 182L125 181V178H126V180H127V183L130 181V183H132V181H134V180H132V179H134L135 177H134V175L136 176V174H134L132 177H130L129 178V175H128V173L127 172H124V170L126 169L125 167V164H123L124 163V161H125ZM166 157V158H169V157ZM226 155L224 154L222 157L224 158ZM107 157H109V156H107ZM122 157V158H121ZM147 157V158H148ZM190 157H192V158H190ZM221 157V158H222ZM180 158L182 159V160H180ZM202 158V159H201ZM210 158V159H209ZM216 158V159H215ZM226 157H225V159H227ZM118 159V160H117ZM158 159V158H157ZM177 161H176V160ZM191 159V160H190ZM195 160V162L196 163H194L193 162V160ZM211 159H214V160H216V161H212ZM109 160H107V163L109 162ZM172 160H175V161H173V162H170V161H172ZM196 160H198L199 162H197ZM210 160V161H209ZM220 160L222 161V164L221 163H219L220 162ZM253 160V159H252ZM157 161H160V159H158V160H156V167L155 168H157L158 166H159V164H160V162H157ZM166 162H167V159L165 160ZM164 161V162H165ZM190 161V162H189ZM224 161V162H223ZM253 161H255V162H253V163H251L252 165H255V166H253L254 168H249V169H247L248 170V172H247V170L246 169H244L243 171L245 172H247V174H251L250 176H248L247 174H245L244 172H242V174H245V176H248L247 178H249V181L252 179V181H254V182H249L251 185H249V183H248V186L246 185L247 183H245L244 185H246L245 186V188L246 189H249L250 191V193H253V194H251L252 196H251V199H252V197H253V202L251 201V200H249L248 202H250V204H247V203H245L244 205H242V207H244V208H242V210L240 209V211H239V209L238 208H236V209H238V211L235 209V211H234V208L232 207V206H230L229 208H232V209H228V205H226V204H223V203H225V202H221V204H217L216 203V205L215 206H213L215 209H216V206H217V211L216 212H218L220 209H221V207L222 208H224V207H226L227 206V208H224V211L223 210H220L219 212H218V214L216 213V212H214V214L213 215H215V213H216V216H218L219 217V220H218V218L216 217V216H212L213 217V220L214 221H216V223H213L214 224V226H215V224L217 225V230L219 229V231L222 233V231H221V229H224V224L222 225V223H224L222 220H221V216H219V214L221 215V214H224V215H227V213H233V212H235L234 214L235 215H237V217H232V219L234 218V219H236L235 221H236V225L237 226H233V228L234 227H236V228H234V229H232V228H230V231L231 232H235V231H233V230H236V234H235V236H234V234L233 233H231L230 234V231H228L227 232V236H226V234H223L222 233V235H221V237L220 236H218V239L220 240V242L222 243V245H220L221 243L220 242H218L217 244L218 245H220V248H219V246H218V248L221 250V251H226V254L228 253V255H232L235 251H236V249H235V247H237L236 245H237V243L238 242H240V241H242V242H245V239H246V243H242V242H240V244L242 243L243 245H247V246H249L251 243L252 244H254L257 240H259V237L258 238H256L257 237V235H256V233L259 231L258 229H260V227L262 226V225H264V169H262L261 168V165L259 166V165H257V164H259L258 162H257V160H256V158H254V160ZM164 162H163V164H164ZM165 162V163H166ZM169 162H170V164H169ZM176 162H178V163H176ZM192 162V163H191ZM212 162V163H211ZM230 162H231V164H230ZM116 163V164H115ZM155 163H154V165H155ZM186 163V164H185ZM190 163V164H189ZM200 163V164H199ZM217 163H219L220 165H221V167H219L218 165H217ZM227 163V164H226ZM255 163V164H254ZM112 164V165H111ZM123 164V167L122 166H120L119 167V165H122ZM173 164V165H172ZM176 164H178V165H176ZM189 164V165H188ZM205 166H204V165ZM229 164V165H228ZM158 165V166H157ZM185 165V166H184ZM201 165V166H200ZM171 166V167H170ZM188 166V167H187ZM202 167V168H200V167ZM214 166V167H213ZM223 166V167H222ZM118 167V168H117ZM209 167V168H208ZM218 167V168H217ZM225 167H227V168H225ZM262 167H264V166H262ZM125 168V169H124ZM154 168V169H155ZM200 170H199V169ZM214 170H213V169ZM220 168V169H219ZM191 169V170H190ZM221 169H223L225 172H226V170H228V172H226V173H224V171L223 170H221ZM252 169V170H251ZM254 169V170H253ZM121 172H120V171ZM123 170V171H122ZM171 170V171H170ZM182 170V171H181ZM249 170H250V172H249ZM126 171H127V169H126ZM180 173H179V172ZM183 171H184V173H183ZM186 171V172H185ZM216 171V172H215ZM238 171V170H237ZM236 171V172H237ZM241 169H240V173H236V174H239V176H240V174H241ZM174 174H173V173ZM177 172V173H176ZM188 172V173H187ZM190 172V173H189ZM218 172V173H217ZM222 172H223V174H222ZM239 172V171H238ZM254 173V175H253V173ZM123 173V174H122ZM126 173H127V175H126ZM204 173V174H203ZM241 174V175H242ZM172 175V176H171ZM174 175V176H173ZM192 175V176H191ZM220 175H222V176H220ZM124 176V177H123ZM176 176V177H175ZM179 176V177H178ZM182 176V177H181ZM201 176V177H200ZM209 176H211V177H209ZM252 176V177H251ZM134 177V178H133ZM191 177H192V179H191ZM194 177H195V180H193L194 179ZM202 177L204 178V179H202ZM172 178H173V180H172ZM191 180H190V179ZM209 178V179H208ZM212 178V179H211ZM224 178V179H223ZM243 178H244V176H243ZM170 179H171V181H172V183H171V181H170ZM222 179V180H221ZM246 179V178H245ZM164 180V181H163ZM225 180V181H226ZM176 182V183H175ZM209 182V183H208ZM130 183H128V184H130ZM188 183H190V184H188ZM194 183V184H193ZM215 183H217V184H215ZM185 186H184V185ZM254 184V185H253ZM126 185V184H125ZM131 185H133V183L131 184ZM175 187H174V186ZM190 186V189H189V191H191V192H186V190H188V188H189V186ZM211 185V186H215V188H214V186L213 187H209V186ZM128 186V185H127ZM130 186V185H129ZM177 186V187H176ZM182 186V187H181ZM206 186V187H205ZM208 186V187H207ZM217 186H221L220 187V189L217 187ZM174 187V188H173ZM181 187V188H180ZM192 187V188H191ZM168 188H169V190H171V191H169L168 190ZM177 188V189H176ZM180 190H179V189ZM183 188V189H182ZM174 189V191H178V195H179V197H177L176 195V198L178 199H175V196H174V194L176 193H173V194H171L170 192H172V190ZM176 189V190H175ZM192 189V190H191ZM212 191H211V190ZM213 189H215V191H213ZM217 189H219V191L217 190ZM183 190V191H182ZM208 190H210V192L211 193H209L210 195L208 196V194H206L207 192H209ZM216 190H217V192H218V194H217V192H216ZM173 191V192H174ZM254 191V192H253ZM161 192H163L162 194H161ZM184 192H186V193H184ZM206 192V193H205ZM214 192V193H213ZM215 193L217 194V195H215ZM101 194V195H100ZM99 195L103 198V195H102V193H100ZM166 194H167V196H166ZM177 194V193H176ZM211 194H213V195H215L217 198L216 199H213V198H215V196L213 197V198H210V196H211ZM98 195V196H99ZM164 195V194H163ZM169 195L170 196H173V200H175V202H177V204L179 205V204H182L181 202H183V201H181V200H179V199H181L183 196H184V198H182V200H184V204L186 205V208H185V205H184V210H183V204H182V209H178V211H180L179 213H181L182 212V210L184 211V212H186V210L185 209H187V211H188V213L186 212V213H184V212H182L183 214L179 217L180 218V221H179V219H178V217H177V215L176 214H179L178 212H177V210H175V208H171V205H173V203L171 204L169 201H171L170 199H172L171 197H169ZM198 195V196H197ZM212 195V196H213ZM98 197V199L100 200V202L101 201H103V199L101 198V197ZM190 198H189V197ZM211 196V197H212ZM221 196V197H220ZM231 195H226V198L227 197H230ZM186 197H187V199H186ZM195 197L193 198V199H195ZM170 198V199H169ZM225 198V197H224ZM225 198V200H228L229 202L231 201V198H228V199H226ZM166 199H167V201H166ZM209 199V200H208ZM211 199H213V201L211 200ZM218 199V200H219ZM230 199V200H229ZM98 200V201H99ZM169 200V201H168ZM172 200V201H173ZM177 200V201H176ZM187 200H189L188 201V203H189V205H188V203L186 202ZM192 200V199H191ZM220 200H219V202H220ZM224 200V201H225ZM179 201V202H178ZM167 202H169L170 204H168ZM192 202H193V204H192ZM252 202V203H251ZM256 202V203H255ZM102 203V202H101ZM210 203V202H209ZM208 203V204H209ZM191 204V205H190ZM247 204V205H246ZM254 204V205H253ZM256 204H259V205H256ZM167 205H168V207H167ZM170 205V206H169ZM188 205V206H187ZM226 205V206H225ZM261 205V206H260ZM191 206V207H190ZM220 206V207H219ZM178 207H181L180 205L178 206ZM190 207V208H189ZM192 207L194 208L193 210H192ZM172 210H171V209ZM214 208H213V211H214ZM240 208V207H239ZM177 209V208H176ZM230 210H232V211H230ZM172 211H173V213H172ZM200 211H202V210H200ZM200 211H199V213H198V211L196 212V211H194V213H196V215H197V217H198V215H199V219H200V221H202L201 223H205L204 222V220L206 221V220H208V218H212V217H206V215L204 216L205 218H200ZM177 212V213H176ZM223 212V213H222ZM244 212V213H243ZM253 212H254V214H253ZM190 213L192 214V216L190 215ZM248 213V214H247ZM165 214H166V212H165ZM184 214H188L189 216L188 217H186V215H185V218H184ZM201 215H203V212L201 213ZM254 215H256V216H254ZM166 216V215H165ZM182 216H183V218L184 219H182ZM191 216V217H190ZM253 216H254V218H253ZM177 217V218H176ZM202 217V216H201ZM250 217L252 218V219H250ZM257 219H256V218ZM202 219V220H201ZM233 219V220H234ZM240 219V220H239ZM196 220V219H195ZM255 220L256 221H258L257 223L255 222ZM167 221L165 222V223H167ZM219 221V222H218ZM240 221V222H239ZM229 222V221H228ZM228 222H227V225H228ZM219 223V224H218ZM235 223V222H234ZM183 224V225H182ZM238 224H239V226H238ZM96 225V224H95ZM219 225V226H218ZM227 225L225 226V227H227ZM231 225H233V224H231ZM256 225H260V226H256ZM116 226H118V225H116ZM114 227L115 228V230H116V228L118 229V227ZM184 226V227H183ZM213 226V227H214ZM255 226V227H254ZM183 227V228H182ZM216 227V226H215ZM237 227H238V229H237ZM259 227V228H258ZM262 227H264V226H262ZM175 228V229H174ZM252 228V229H251ZM93 229H94V227H93ZM119 229H120V227H119ZM116 230V232H120V230ZM123 229V227L121 228V230ZM183 229V230H182ZM185 229V230H184ZM256 229V230H255ZM262 229V228H261ZM260 229V230H261ZM172 230V231H171ZM258 230V231H257ZM245 233H244V232ZM253 231H256V232H253ZM243 232V233H242ZM217 233H218V231H217ZM97 234V233H96ZM96 234H95V237H97L96 236ZM120 234V236H118V233H116V237L120 240V242H119V244L121 245L122 243H121V241H122V238L125 236H123V235H121V233H119ZM242 236H241V235ZM255 234V235H254ZM98 236H99V233L97 234ZM114 236V237H115ZM121 236H122V238H121ZM225 236V237H224ZM178 238L180 237V236H177ZM227 237H228V239H227ZM237 237H239V238H237ZM241 237V238H240ZM244 237V238H243ZM125 238V237H124ZM123 238V239H124ZM257 240H256V239ZM163 239H165V238H163ZM223 239V240H222ZM248 239H250V240H248ZM225 240V241H224ZM233 240V241H232ZM237 240V241H236ZM240 240V241H239ZM96 241V240H95ZM117 241V240H116ZM115 241V242H116ZM223 241V242H222ZM114 242V243H115ZM118 242H116L114 245H112L113 247L114 246H116V247H114L115 249H116V251H115V249L113 248V247H111V249H114V252L116 253V255L118 256V254L117 253H119L120 252V250H119V252H117L118 251V247H119V245H117L118 244ZM130 242V241H129ZM165 242V241H164ZM227 242V243H226ZM228 242H229V244H228ZM233 242V243H232ZM248 242V243H247ZM251 242V243H250ZM83 242H79L78 243V241H77V243L75 242V244H77V245H73V248L75 247V246H77L75 249H77V248H80L81 247V244H82ZM91 243V242H90ZM93 243H95L94 241H92V243L91 244H93ZM250 243V244H249ZM78 244H80V246L78 245ZM89 244V243H88ZM251 244V245H252ZM256 244V243H255ZM96 245H98L97 243H95V246ZM225 245V246H224ZM227 245V246H226ZM231 245H233V246H231ZM258 246H257V248L259 249L260 248V251H264V243H261V244H257ZM79 246V247H78ZM90 246V245H89ZM92 246V245H91ZM121 247V246H120ZM172 247V248H171ZM176 247V248H175ZM227 247V249L225 250V248ZM232 247V248H231ZM222 248V249H221ZM224 248V249H223ZM234 248V249H233ZM122 249V248H121ZM219 249H217L218 250V252L220 251ZM229 249V250H228ZM216 250V251H217ZM177 252V251H176ZM213 254H214V250H213V252H212ZM217 253V252H216ZM215 253V254H216ZM232 253V254H231ZM114 258V257H113ZM214 258V257H213ZM212 258V259H213ZM218 259L217 261H220V257H218V256H216L215 258H214V261H216L215 259ZM115 259V258H114ZM188 259V258H187ZM221 259H222V257H221ZM189 260V259H188ZM217 263V262H216ZM239 264H240V262H239Z\"/></svg>",
	"mask_w": 264,
	"mask_h": 264
},
{
	"label": "clouds",
	"instance_id": "3",
	"mask_svg": "<svg viewBox=\"0 0 264 264\" xmlns=\"http://www.w3.org/2000/svg\"><path fill=\"white\" fill-rule=\"evenodd\" d=\"M50 66L55 68V67H60V64L58 61H49Z\"/></svg>",
	"mask_w": 264,
	"mask_h": 264
}]
</instances>
